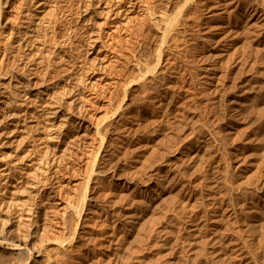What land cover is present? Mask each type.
Returning a JSON list of instances; mask_svg holds the SVG:
<instances>
[{"label": "rangeland", "instance_id": "1", "mask_svg": "<svg viewBox=\"0 0 264 264\" xmlns=\"http://www.w3.org/2000/svg\"><path fill=\"white\" fill-rule=\"evenodd\" d=\"M62 1V2H61ZM65 2V0H60V4L59 5H61V9L60 8H57V11L56 12H58V10H59V12L56 14L57 16V18L56 17H53V23L55 24L54 26H56L55 28H56V30H57V28L59 27L58 26V24H56V22H59L60 21V23L62 22L63 24H62V26H63V29L67 32V27H68V32H69V34H71L72 35V32H73V34L75 35H72L73 37H78L79 35L77 34L78 33V30H80L81 29V31L80 32H82V28H80L81 26H82V22L84 21V16H86L87 15V13L85 12V10H83V9H87V7L85 8V6L87 5V3L86 4H84L87 0H66V2ZM69 1V2H68ZM84 1V2H83ZM186 1L188 2V3H186ZM201 0H190V1H188V0H145L144 2H143V0H142V6L144 7V8H146L144 11H146V14H145V12H143V14H145L146 16L143 18L147 23H145V21H144V23H145V27H144V29L142 28L141 29V25H139L138 26V20H140V18L139 17H137V16H135V15H138L139 16V14L137 13H134L133 15H131L132 17H133V19L131 18V22L129 23V26H128V29H130L131 27H132V29H130V30H128V31H126L125 29H124V26H125V23L128 21L127 19L125 20V21H122L121 22V24L124 22V26H123V24L121 25L120 24V26H119V31H117V28H115V26L113 25V26H110L111 25V23H113V22H111L112 21V18H110L109 20H107V18L105 19V16H107L108 15V13L104 10V5H106V4H103L102 5V3H100V4H96L95 3V6L96 7H94V11H96L97 12V15L95 14V15H93V19L91 20V21H89L94 27H95V23H98V26H97V24H96V27H95V29H97L96 31H98L99 30V28H100V24H101V26H103V24H104V26L105 27H101L102 28V30L104 31H102V32H100V34H101V36L103 35V37H100L99 38V40L98 41H96V43H95V48L93 49V50H91L90 51V53L89 52H87V50L84 48V55H77L76 56V53H73L74 54V60H76V64L75 65H73V66H75L74 67V70H75V72H76V70H80V71H82V68L83 69H85L86 67H87V65H88V69L90 70V71H88L85 75L88 77H86L85 76V78H87V79H84V81L85 80H88L87 82H85V83H83V84H85V85H82V84H80V85H78V83L77 82H75V80L74 79H72L73 81H74V83H73V81L71 80V78L70 79H68L67 81H66V83L65 82H62V83H64V85H65V87H67V90H66V88L64 89L63 88V90H64V92L66 91L67 93H69L68 95H67V93H64V97L65 98H63V97H59V102H61V100H62V103H60V104H62V106H61V109H60V112H59V118H57V119H55V123L54 122H51L52 121V119L50 120V117L48 116V118L45 116V118H43L44 116H35V117H37V118H35V117H32V118H29V120H27L24 124L25 125H22V126H20L19 127V131L17 130V131H15V132H13L12 134H9L8 135V133H10V131H7L6 129H3L1 126H0V128H2V129H0V138H1V140H2V143L4 142V145H3V153H5V154H3L4 156H5V161L4 160H2V161H0V164L1 165H4L5 164V162H6V160H7V162H9L10 163V161H12V160H14L13 162H15V159L16 158H18V156H20V154L22 153V147L24 146V148L26 147V148H29L30 147V149H32L31 147H33L34 149H32V151L34 152L33 154V156H31L30 157V159L29 160H27L26 161V164L25 165H23L24 163H25V161H24V163L22 164L21 162H19L22 166H20L19 164H18V168L16 169V174H15V176H13L12 175V177L10 176V177H5V174H0V200H5V201H7L6 203H9V202H13V206H14V209L12 210V211H10V213L9 212H2V211H0V240L1 241H4L5 243H0V264H16V263H18V259L20 258V252H21V249H20V245H27L31 250H33L34 252H35V264H55L54 262H55V256L58 254L57 253V250H55V249H57L58 248V244H60V243H58V242H62V239H63V241H64V239H65V243H64V245L63 244H61V247L62 246H65V247H67V248H65L64 249V247L62 248V251L64 250V256H61V259H63V264H104V263H106L107 261H109V260H107V259H110V261L109 262H107L106 264H115V263H117V264H124V262L123 261H128L126 264H131L132 262L134 263V264H136L138 261H139V259L142 257V256H147L148 258H147V260H149L150 259V256H151V260H149V261H147L148 263H145V264H156V263H160V261L164 258V257H162L161 255H159V253H160V251H161V245L163 246V243H165L166 241H167V238H168V241L170 240L169 238H171V240L168 242H166L167 244L169 243V245H172L171 243H173V242H175V239H174V237L176 238L177 236H176V234L178 235V236H180V237H177L176 238V242L179 240V238L180 239H182V240H180V241H178V242H187V241H189L188 243H183V244H185L186 245V247L189 245L190 246V244L192 243V242H190V241H192V238H190L189 237V231H190V229H189V227H191L190 225H189V223H188V221L190 220V219H188L187 217H189V215L187 216L186 214H185V216H184V213H182V215L181 214H179L180 216H178L177 215V218L178 217H180V218H178V220L176 221V224H175V226H173L175 229H173V227H172V232H174L175 231V234L174 233H172L171 232V234L169 233V232H166L165 234H164V232H155V231H150L151 233H148V237H150L149 239H150V245L152 244V246H150L149 247V245H147V243H145V244H143L142 245V249L139 247V250L141 251V252H139L137 255H135L139 250H138V247H137V251H135L136 250V247H131V246H133V241H134V246H136V241H135V238L133 237V235H129L128 234V229H129V223L128 222H126L127 221V218H128V214H127V212H128V210H129V212L128 213H131V211L132 212H136L137 210L139 211V209H140V212L142 211L143 212V210H142V208H138V203H139V201H141L142 199H140V198H143V200L145 199V197H154L155 198V202L157 203L163 196H164V194L170 189V183H168V181H164V180H162V182H164V183H162V182H160L161 184H166V186L168 187H166V186H163V185H161V184H159V185H161V186H157V179L155 180L154 179V177H153V179H150L151 181L149 182V178H148V175L149 174H151V173H156L158 170H156L155 168L157 167L156 165H155V167H154V169H153V171L151 172V170L152 169H147L148 167H147V165L145 164V163H147V157H149L148 158V161L150 160V158L151 159H156V157H157V150L155 149V148H151L150 149V151H149V154H148V151H147V154H146V149H144V148H146V146H144V145H146V136H147V131L149 132H155L157 129H158V127L159 126H161V125H163V122H166V123H164V124H166V126L168 127V128H171V130L170 129H168L167 128V130H168V134L167 135H169V134H172L173 133V136H175L176 137V139H175V137H173L172 138V140H176V141H173V144H175V145H173L172 144V150H173V152L175 153V151H176V153L177 152H181V151H184L185 150V148L187 147V146H192L191 148L189 147V148H186V151H185V153L186 154H188V155H191L190 156V158L188 159V161L191 159V157H193L194 155L193 154H195V156L192 158V161L190 162H188L190 165H191V163H192V165L193 166H197V168L199 169V171H201V170H203V173H201V175H200V173H198L197 175H198V177H197V175H193V176H191L190 175V179H188L187 178V185L185 184V187H183V190H182V192L180 191V194H179V196H180V198L181 199H183V201L184 200H188V201H184V203L186 204L187 203V212H189V210H190V214H192L193 216H194V214H195V219L196 220H200V217L201 218H203L202 217V214L204 213V211H205V213H204V215H205V219L207 220H205V222H206V224H208V226L210 227V225H211V227H210V230H211V228H213L214 227V230H211V232L209 231V235L211 236L213 233V235L211 236V237H213V236H215V235H218L219 233L221 234V231H222V229H223V231H224V229L226 228L225 226H227L226 225V222L228 223L229 222V224L231 223V221L234 223V225L235 224H237V225H230L228 228H231V229H233V230H236L238 227H239V229H237V231H239V230H241V231H239L238 233H241L242 235L243 234H245L244 235V237L246 238V235H247V238L248 239H250L249 238V236H250V230H248L247 231V229H250V225L248 224V222H247V220L245 221V219L244 218H235L234 216H228V212L227 211H223V210H225V207H226V205H228V203L230 202L231 204H232V206H234V205H236L237 206V204H238V206H239V203L241 202V201H243V199H244V202H245V204L247 205V202L248 203H250L249 201H251L252 199H254V197H257V193H260V192H262L263 191V189L262 190H258L257 188H258V186H259V182H260V184L262 185V183H264L263 181H264V174H259V175H261V176H259V175H256V174H258L257 172H263L264 173V164L263 165H260V164H262V163H264V25L261 27V31L263 30V35H261L260 36V42H257L256 44H258V45H256L255 44V47H256V49L255 50H257V53L255 54V56H253L252 58H253V67L254 68H258L257 70L258 71H255L254 70V68L253 67H251V66H249V67H243L244 65L243 64H240L241 66H240V68H239V71H237L238 70V67H239V65L237 64L238 62H234V59L231 61V62H229L228 64H225L226 65V67H225V65H224V67L222 68L223 69V73L224 74H226L227 75V77H228V79H226V81H225V79L222 81V82H225V83H222V87L226 90V85H227V87H229V90H228V88H227V90H228V93L227 94H232L230 97H229V99L230 100H228L227 98L226 99H223V101L225 100V102H223L222 101V99L220 98L221 96H220V93L219 92H217L216 90V92H214V89H212L213 91H211V92H213V93H211L210 92V94L208 93V95H207V93L205 94L204 93V91L202 92V95H201V91L203 90V88H204V86H203V79L201 80H199V79H197V80H199V81H196V82H192V84L191 83H188L187 82V80H189L190 78H192V74H191V72L192 71H194V72H192L193 73V76H194V74H195V69L194 68H196V66H197V64L199 65L200 63H201V55H200V53L198 52V50L197 49H199L200 47V45H202V39L205 37V35H207V32H208V30L206 31V29L208 28V27H210L212 24H214V22L216 21V17H215V15H214V11L213 10H210V9H206V7L202 4V2H200ZM202 1H204V0H202ZM206 1H208L209 2V0H206ZM210 1H212V0H210ZM214 1V0H213ZM243 1V2H242ZM237 0L236 1V4L237 3H243L242 4V8H245V6L246 7H251L252 5H254V6H259V7H261L262 9L264 8V0H250L251 2H253V4L249 1V0ZM254 1L256 2V4L254 3ZM73 2H74V4H73ZM88 2V1H87ZM192 2V3H191ZM194 2V3H193ZM199 2V3H198ZM40 3H42V1L41 2H38V6H37V3L34 1L33 3H32V7L31 8H34L33 6H35L36 5V7L38 8V9H40V7H42V9L43 10H45L46 12L47 11H49V9L47 8L49 5H53L52 3L51 4H48V3H46L47 5H44V6H39V4ZM64 3V4H63ZM75 3H77L78 4V6H76V4ZM144 3L147 5L146 7H145V5H144ZM196 3V4H195ZM198 3V4H197ZM246 3H247V5H246ZM249 3V4H248ZM251 3V4H250ZM258 3V4H257ZM56 4L58 5V2H56ZM65 4H66V6H65ZM71 4V5H70ZM83 4V5H82ZM59 5H58V7H59ZM62 5H64L65 7H63ZM70 5V6H69ZM73 5H75V6H73ZM85 5V6H84ZM192 5V6H191ZM195 7H199V9L198 8H195ZM199 5V6H198ZM202 7H201V6ZM27 6H29V5H27ZM46 6V7H45ZM104 6V7H103ZM68 7H70V8H68ZM80 7V8H79ZM148 7V8H147ZM157 7V8H156ZM180 7H184V8H182L181 10L180 9H178V8H180ZM189 7V8H188ZM193 7H194V9H193ZM204 7V8H203ZM11 8V7H10ZM49 8H50V6H49ZM63 8V9H62ZM68 8V9H67ZM74 8V9H73ZM76 8H78V9H76ZM48 9V10H47ZM67 9V10H66ZM81 9V10H80ZM103 9V10H102ZM148 9V10H147ZM152 9V13L149 11V10H151ZM178 9V10H177ZM198 9V10H197ZM204 9V10H203ZM61 10V11H60ZM62 10H64V11H66V13H67V16H65L66 15V13L64 12V11H62ZM76 10V11H75ZM77 10H78V12H77ZM80 10V11H79ZM100 10V11H99ZM155 11V13H154V11ZM158 10V11H157ZM195 10V11H194ZM69 11H71L70 13L71 14H69L68 12ZM82 11V12H81ZM104 11V12H103ZM148 11V12H147ZM164 11H166V12H164ZM180 11V12H179ZM194 11V12H193ZM197 11H200V13L199 12H197ZM205 11H208V12H205ZM213 11V12H212ZM12 12H13V10H12ZM11 12V13H12ZM46 12H44L43 14H45ZM89 12H90V10H89ZM100 12L102 13V14H100ZM106 12V13H105ZM163 12L165 13V14H163ZM202 12H204V13H202ZM48 13V12H47ZM61 13V14H60ZM62 13H65V14H62ZM85 13V14H84ZM149 13V14H148ZM153 13H154V15H153ZM74 14V15H73ZM75 14H77V16L75 15ZM98 14H99V17H98ZM105 14V15H104ZM156 14V15H155ZM168 14V15H167ZM209 16H208V15ZM64 17H63V16ZM72 15V16H71ZM81 15V16H80ZM100 15L101 16H103V17H100ZM147 15H149V16H147ZM151 15V16H150ZM152 15L154 16L153 17V19L154 20H158V21H154V23H153V19L151 18L152 17ZM161 15V16H160ZM162 15H165L166 17L163 19V17H162ZM176 15H179V17L178 16H176ZM212 15H213V17H212ZM12 16H13V14H12ZM60 16H61V18H60ZM69 16H71V17H73V18H76L75 20L73 19V18H71V17H69ZM95 16V17H94ZM168 16H170V18L168 17ZM210 16H211V18H210ZM66 17H67V19H66ZM80 17V18H79ZM82 17V18H81ZM97 17V18H96ZM155 17H156V19H155ZM160 17V18H159ZM175 17H177V18H175ZM195 17V18H194ZM205 17V18H204ZM55 18V19H54ZM59 18V19H58ZM63 18V19H62ZM69 18V19H68ZM70 18L72 19L71 21H70ZM78 18L80 19V20H78ZM86 18H90V15H88V16H86ZM161 18H162V21L163 22H161ZM168 18V19H167ZM178 18H179V20H178ZM197 18V19H196ZM208 20H207V19ZM66 19V20H65ZM83 19V20H82ZM97 19V20H96ZM148 21H147V20ZM166 19V21H164ZM170 19V20H169ZM175 19H177V20H175ZM195 19V20H194ZM206 19V20H205ZM214 19V20H213ZM16 20H18V21H20L19 19H17V18H15L14 20H13V22L14 21H16ZM56 20V21H55ZM64 20H65V23H64ZM96 20V21H95ZM99 20V21H98ZM102 20H104L103 22H102ZM176 21V23H175V21H174V23L172 22V21ZM55 21V22H54ZM67 21V22H66ZM82 21V22H81ZM93 21V22H92ZM100 21H101V23H100ZM106 21H107V23H106ZM169 21H171L170 22V24H169ZM205 21V22H204ZM206 21H209L208 23L206 22ZM234 21H236V20H234ZM17 22V21H16ZM16 22H14V23H16ZM71 22V23H70ZM79 22H81V24H79ZM85 22V21H84ZM109 22V23H108ZM155 22H157V23H155ZM161 24H160V23ZM167 22H168V24H167ZM203 22V23H202ZM211 22V23H210ZM213 22V23H212ZM53 23H52V25H51V29L48 31V33H49V36L51 35V38H48V43H50L49 41H52V42H54V44H52V42L50 43L53 47H51L50 46V44H46L49 48H47V54L49 55V56H47V58H51L52 56H54L53 55V51L55 50L54 48H55V43H56V36H54L55 34H54V30L52 31V33L50 32L52 29H54V26H53ZM70 25H69V24ZM72 23H74V24H72ZM75 23H76V25H75ZM86 23V22H85ZM163 23V24H162ZM164 23H166V25H168V27H170V31H168V30H166L165 31V28H167L166 27V25L164 24ZM171 23H173V24H171ZM205 23V24H204ZM244 23H246V22H244ZM243 23V24H244ZM108 24V25H107ZM110 24V25H109ZM147 24V25H146ZM175 24V25H174ZM201 24H203L202 25V27H201ZM66 25V26H65ZM135 25V26H134ZM155 25H156V27H155ZM161 25V26H160ZM163 25H165L164 26V28H162V26ZM174 25V29H173V26ZM205 25V26H204ZM208 25H210V26H208ZM245 25V24H244ZM80 26V27H79ZM123 27V28H120V27ZM136 26L137 27H139L138 29H141L140 30V32H139V30H137V28H136ZM196 26V27H195ZM199 26V27H198ZM53 27V28H52ZM64 27H66V28H64ZM77 27H78V30H76L75 31V29H77ZM159 27H161V29H158ZM70 28H72V30L70 29ZM75 28V29H74ZM80 28V29H79ZM110 28V29H109ZM112 28V29H111ZM189 28V29H188ZM201 28V29H200ZM263 28V29H262ZM59 29V28H58ZM70 29V30H69ZM114 29H116L115 31H114ZM122 29H123V31H122ZM194 29V30H193ZM105 30H107V31H105ZM113 30V31H112ZM160 30V31H159ZM172 30V31H171ZM175 30H178V31H176L175 33H174V31ZM197 30H199V31H197ZM202 30V31H201ZM205 30V31H204ZM117 31V32H116ZM164 31L166 32V34L167 33H169V35H168V37L167 36H165V33H164ZM199 32V33H196V32ZM67 32V33H68ZM76 32V33H75ZM108 32H109V34H108ZM114 32H116V33H113ZM122 32V33H121ZM134 32H139V34L138 33H136V34H134ZM144 32V33H143ZM161 32V33H160ZM178 32H180V33H178ZM191 32H193V34L194 35H192V33ZM205 33V34H202V33ZM51 33V34H50ZM99 32H97V34H98ZM105 33V34H104ZM112 33V34H111ZM142 33H143V35L145 36V37H143L142 36ZM162 33H164V34H162ZM201 33V34H200ZM96 34V35H97ZM134 36H133V35ZM159 34H161V36H159ZM78 35V36H77ZM112 35V36H111ZM139 35V36H138ZM199 35V36H198ZM203 36V38H202V36ZM48 36V37H49ZM54 36V37H53ZM126 36H127V38H126ZM162 36H163V38H162ZM197 36V37H196ZM201 36V38H199ZM53 37V38H52ZM130 37L133 39V41L134 42H132V39H130ZM136 37V38H135ZM137 37H142L141 39L143 40H141L140 38H137ZM161 37V38H160ZM166 37V38H165ZM55 38V39H54ZM134 38H135V40H134ZM193 38H196L197 40H195V39H193ZM199 38V39H198ZM52 39V40H51ZM78 38H76V40H77ZM104 40L103 42L104 43H102L101 41L102 40ZM127 39V40H126ZM138 39V40H137ZM145 39V40H144ZM161 39H162V41H161ZM163 39H166V41L165 40H163ZM190 39V40H189ZM75 40V41H76ZM195 40V41H194ZM200 40V41H199ZM128 41V43H126ZM142 41V42H141ZM163 41H165V42H163ZM194 41V42H193ZM197 41L199 42V43H197ZM129 42H131V43H129ZM137 42H141L140 44L139 43H137ZM146 42V43H145ZM160 42H163V44L162 45H160V46H163V45H165V46H163V47H160L159 46V44H160ZM193 42V43H192ZM196 42V43H195ZM101 43H102V45H101ZM134 44V45H133ZM136 44V45H135ZM145 44H146V47H144L145 46ZM193 44V45H192ZM200 44V45H199ZM190 45L192 46V47H190ZM198 45V46H197ZM101 46V47H100ZM142 46V47H141ZM168 46V48H166ZM188 46L190 47V48H188ZM198 47V48H194L195 50H197V51H195L194 49H193V47ZM262 46V47H261ZM118 47V48H117ZM128 47H130V48H128ZM136 47H138V48H140L141 50H139L138 48V52H135V51H133V50H137V49H134V48ZM144 47V48H143ZM259 47L261 48L260 50H259ZM51 48V49H50ZM132 48V49H131ZM113 49H114V51H113ZM116 49V50H115ZM117 49H118V51L121 53V51L120 50H122V56L120 55V53H119V56H120V58H119V60H118V62L117 63H115V61L114 60H112V59H114V54H115V51H117ZM120 49V50H119ZM128 49V50H127ZM129 49H131V51L129 50ZM147 49V50H146ZM162 49V50H161ZM193 49V50H192ZM48 50H50V52H51V54L52 55H50V52L48 51ZM51 50H53V51H51ZM97 51L96 53H94V51ZM98 50H99V52H98ZM146 50V51H145ZM164 50V51H163ZM188 50V51H187ZM189 50H190V52L193 54V55H191V53L189 52ZM263 50V51H262ZM156 51L159 53L160 51L161 52H163L162 53V56H161V62H160V65H159V67L152 73V74H150V76H149V78L150 79H152L156 74L155 73H159V75L157 74V76H159L158 78H160L161 79V81H162V83H161V81H159V83L160 84H156L157 86H156V88H155V85L152 87V88H155L156 90H154V89H152L151 88V92H156V94H155V92L153 93V95L152 96H149V98H151V99H148L147 101H144L143 99H145L146 100V97H145V95H144V98L143 99H141L140 97L141 96H139V94L141 93V92H139V90H140V86H138L137 84H131V86H130V81L129 80H131V79H127V76H128V78L130 77V71H132V69L134 70V68H136L135 66H136V62H137V59H138V56L140 55V53L141 52H145V58H146V61L148 60V62L150 61V59L152 58V59H154L155 60V58L156 57H158L157 55H158V53H156ZM259 51V52H258ZM86 52L88 53V54H86ZM125 52H127V53H125ZM135 52V53H134ZM190 54H189V53ZM194 52V53H193ZM81 53V54H82ZM125 53V54H124ZM129 53V54H128ZM137 53V54H136ZM198 55H197V54ZM72 54V55H73ZM128 54V55H127ZM195 54H196V56H195ZM244 54V53H243ZM257 54H259V55H257ZM87 57H86V56ZM126 55L127 56H129V61H130V59L132 60V61H130L131 63H129L128 62V64L129 65H127V63L125 62V58H126ZM135 55V56H134ZM240 55H242V54H238L236 57L238 58V57H241ZM262 55V56H261ZM46 56V55H45ZM75 56L76 57H78V58H76L75 59ZM123 56H125V58L123 57ZM156 56V57H155ZM190 56V57H189ZM194 56V57H193ZM84 57V58H83ZM188 57L189 59L190 58H193V59H186V58ZM258 57V58H257ZM262 58V59H260V58ZM79 58H81V59H79ZM87 58V59H86ZM134 58L136 59V61L134 60ZM184 58V62H186V61H188L187 63H184L183 61H182V59ZM194 58H197V59H195L194 60ZM256 58V59H255ZM78 59V60H77ZM86 59V60H85ZM151 59V60H152ZM157 59V58H156ZM239 59V58H238ZM258 59H260V60H258ZM83 60V61H82ZM88 60V61H87ZM133 60L135 61V63L133 62ZM194 60V61H193ZM254 60H256L255 61V63H254ZM85 61V62H84ZM88 62V64H87V62ZM153 61V60H152ZM196 61H197V63H196ZM260 61V62H259ZM95 62V63H94ZM113 62H114V64H113ZM180 62V63H179ZM190 62H195L192 66L191 65H189V63ZM199 62V63H198ZM258 62H259V64H258ZM78 63H80V66H79V64ZM84 63L86 64V66L84 65ZM90 63V64H89ZM236 63V64H235ZM91 64H93L92 66H91ZM184 64L186 65V66H184ZM190 64H192V63H190ZM234 64V65H233ZM255 64V65H254ZM258 64V65H257ZM72 65V64H71ZM85 66V67H83V66ZM133 65H135V66H133ZM182 65V66H181ZM195 65V66H194ZM233 65V67H231ZM236 65V66H235ZM77 66V67H76ZM94 66H95V68H94ZM116 67L117 66V68H116V71H115V68L114 67ZM188 66V67H187ZM229 66V67H228ZM79 67H80V69H79ZM132 67V68H131ZM182 67L183 68V70H181L180 68ZM190 67H191V69H190ZM228 67V68H227ZM236 67V68H235ZM241 67H242V69H241ZM78 68V69H77ZM90 68H92V69H90ZM251 68V69H250ZM95 69V70H94ZM112 69V70H111ZM114 69V70H113ZM159 69V70H158ZM186 69V70H185ZM190 71H189V70ZM225 69H230L229 70V73H228V70H225ZM237 69V70H236ZM243 69H244V72H243ZM248 69H250V70H248ZM177 70V71H176ZM181 70V71H180ZM242 70V71H241ZM247 70V71H246ZM253 70H254V72H253ZM110 71H114L113 73L111 72V74H110ZM126 71L128 72L127 74H126ZM158 71V72H157ZM174 71V72H173ZM180 71V72H179ZM182 71H183V73H182ZM225 71H227L226 73H225ZM252 71V72H251ZM119 72V74H117ZM172 72V73H171ZM189 72V73H188ZM233 72V73H232ZM238 73V74H235V73ZM243 72V74L241 75V73ZM76 73H78V74H76L77 76H79V72H76ZM125 73V74H124ZM185 73V75H183ZM245 73V74H244ZM249 73V74H248ZM255 73H258V74H255ZM115 74H117V76L115 75ZM153 74H155L154 76H153ZM174 75V78H173V75ZM180 74V75H179ZM183 76H182V75ZM232 74V75H231ZM235 74V75H234ZM240 74V75H239ZM247 74V75H246ZM114 75V76H113ZM125 75H127V76H125ZM172 75V76H171ZM177 75H179V76H177ZM189 75V76H188ZM231 75V76H230ZM237 75H239V78L237 77ZM244 75V76H243ZM253 75V76H252ZM35 76H37V75H35ZM113 76V77H112ZM116 76V77H115ZM153 76V77H152ZM171 76V77H170ZM182 76V77H181ZM188 76V77H187ZM232 76H236V77H232ZM241 76H243L242 77V79L244 78V82L243 83H241L240 82V77ZM260 78H259V77ZM120 77V78H119ZM125 77H126V79H125ZM161 77H163V79L161 78ZM247 77V78H246ZM249 77H252L251 79L249 78ZM47 78H49V79H47ZM77 78H80V77H77ZM165 78L167 79V81H165ZM179 78V79H178ZM181 78V79H180ZM185 80H184V79ZM235 78H236V81H235ZM257 78H259L258 80H257ZM45 80H42L41 82H43V83H45V84H41V86H39V88H44L45 90H47L48 92H49V88L53 85V86H55V85H58L59 83L56 81V79H54V77H53V79H52V77L49 75V77L47 76L46 78H44ZM110 79H111V81H110ZM118 79V80H117ZM120 79V80H119ZM124 80V82H127V83H129L128 85H127V83H122L123 82V80ZM183 79V80H182ZM187 79V80H186ZM238 79V80H237ZM77 80V79H76ZM120 81L121 83H119V85H118V83L115 81V83L113 84V83H111V84H109L110 82H112V81ZM122 80V81H121ZM126 80V81H125ZM173 80H174V83H172L173 82ZM256 82H255V81ZM50 83H49V82ZM54 81H55V84H54ZM71 81V82H70ZM78 81V80H77ZM165 81V83H163ZM178 81V82H177ZM183 81H184V84L182 85V83H183ZM49 84H48V83ZM69 82V84H67ZM109 82V83H108ZM169 82V83H168ZM186 82V83H185ZM198 82H201V83H198ZM227 82V83H226ZM233 82V83H232ZM178 83V84H177ZM246 83V84H245ZM248 83V84H247ZM257 83V84H256ZM71 84H73V85H71ZM75 84H77V85H75ZM115 84H117V85H115ZM125 84H126V86H125ZM162 84V85H161ZM164 84V85H163ZM166 84H168V85H170L169 87L166 85ZM172 84H174V85H172ZM189 84H190V88H191V90L190 89H186L185 87H188L189 86ZM194 84V85H193ZM196 84V85H195ZM228 84H230V85H228ZM232 84V85H231ZM242 84H244L245 85V87H242V86H244V85H242ZM251 84V85H250ZM253 84H255V85H253ZM64 85H62L61 84V87H63ZM68 85V86H67ZM84 86V87H82V86ZM110 85V86H109ZM159 85V86H158ZM179 85H182V86H184V87H181V86H179ZM191 85H193V86H195V87H191ZM73 86H77V88H74L73 90H75L76 91V93H75V91H73L72 90V88H73ZM115 86V87H114ZM117 86V87H116ZM122 86H125V87H122ZM137 86V87H136ZM176 86V89L174 88ZM177 86L179 87V88H177ZM232 86L234 87V92H236V95H234L235 93L233 92V89H232ZM238 88H237V87ZM242 88H241V87ZM255 87V91L254 92H256V93H254L253 92V90H254V88H251V87ZM46 87V88H45ZM48 87V88H47ZM69 87H72V88H69ZM111 87V88H110ZM128 87V88H127ZM129 87H130V89H129ZM132 87H133V89H132ZM134 87H136L137 89H136V91H135V88ZM159 87L161 88V89H159ZM201 89H200V88ZM246 87H248V89L246 88ZM85 89V90H83L82 91V89ZM113 88V91L111 90ZM125 88V89H124ZM163 88V89H162ZM170 88V89H169ZM180 88H182V89H180ZM185 88V89H184ZM231 88V89H230ZM70 89V91H68ZM77 89V90H76ZM119 89V90H118ZM130 91H129V90ZM168 89V90H167ZM175 89V91H173V90ZM178 89H180V93L178 92L179 90ZM184 89V90H183ZM192 89H196V92L195 93H197V94H195L194 93V90L192 91ZM223 89V90H224ZM235 89H237V90H235ZM244 89H245V91L247 92V94L244 92ZM250 89V90H249ZM251 89H253V90H251ZM80 90V91H79ZM116 90H118L117 92H116ZM128 90V91H127ZM136 94H134L132 91ZM165 90V92L163 93L162 91H164ZM183 90V91H182ZM188 90V91H190V92H186V91ZM197 90H199V92L197 91ZM224 90V91H225ZM226 90V91H227ZM231 90V91H230ZM240 90V91H239ZM78 91V92H77ZM113 92V94H112V92ZM123 91H126V92H124L123 93ZM141 91V90H140ZM158 91H160L159 93H158ZM170 91V92H169ZM239 91V92H238ZM249 91H250V93H249ZM73 92V93H72ZM82 92V93H81ZM129 92V93H128ZM166 92H168V93H166ZM176 93V94H174V93ZM178 92V93H177ZM184 92V93H183ZM187 94H186V93ZM194 94H192V93ZM230 92V93H229ZM232 92V93H231ZM240 92L242 93V92H244L245 94H241L240 95ZM70 93H72V94H70ZM79 93V94H78ZM115 93H116V96H115ZM131 93V94H130ZM137 93H139L138 95H137ZM173 93V94H172ZM182 93V94H181ZM217 95H216V94ZM74 94V95H73ZM76 94V95H75ZM80 94H82V95H80ZM129 94V95H128ZM162 94V95H161ZM164 94V95H163ZM166 94H168V95H166ZM172 94V95H171ZM178 94V95H177ZM186 94V95H185ZM188 94H190V96L188 95ZM199 94V95H198ZM78 95V96H77ZM132 95H133V98H132ZM159 95H161V96H159ZM167 97H166V96ZM175 96V97H172L171 99H174V100H169L170 99V96ZM185 95V96H184ZM188 95V96H187ZM197 95V96H196ZM213 97V99H211L212 97ZM77 98H76V97ZM81 96H83V97H81ZM126 96H128V97H126ZM154 96H156V97H154ZM169 96V97H168ZM194 96V97H193ZM202 96V97H201ZM210 98H209V97ZM217 96V97H216ZM247 96V97H246ZM75 97V98H74ZM81 97V98H80ZM123 97H125L124 99H123ZM130 97V98H129ZM179 97V98H178ZM180 97H182V98H180ZM186 97V98H185ZM187 97H189L190 99L193 97L194 99H189V98H187ZM201 98V100H200V98ZM243 97V98H242ZM45 99V101H46V99L48 98V96H45L44 97ZM64 100H63V99ZM123 99V102L121 103V101H122V99ZM136 98V99H135ZM139 98V99H138ZM159 98H161V99H159ZM163 98V99H162ZM166 98H168V99H166ZM196 98V99H195ZM198 98V99H197ZM240 98V99H239ZM121 101H120V100ZM143 100V102L141 101V100ZM165 99V100H164ZM181 99V100H180ZM184 99L185 100H190L189 102L192 104H196L197 105V103H198V105H197V107H198V109H195L194 107H195V104L193 105H191L188 101H186V103H184L185 101H184ZM203 99V100H202ZM209 99H211V103H212V101H213V105L212 104H210V100ZM220 101H219V100ZM236 99V100H235ZM242 99V100H241ZM51 100V97L49 98V100L48 101H50ZM65 100H66V102H65ZM71 100H73V101H71ZM179 102H178V101ZM195 100V101H194ZM209 100V101H208ZM214 100H217L216 102L214 101ZM232 100V101H231ZM238 100V101H237ZM142 103H141V102ZM161 101H165L166 102V104H165V102H164V104H160V102ZM171 101V102H170ZM192 101V102H191ZM204 101L206 102V103H204ZM221 101L223 102L222 104H219V103H221ZM239 101H241V102H239ZM243 101V102H242ZM40 102H44L43 100L42 101H37V103H35V104H33V105H35L34 107L36 108L39 104H40ZM145 102V103H144ZM152 102V103H151ZM169 102H170V105H169ZM173 102V103H172ZM229 102V103H228ZM230 102H232L231 104H230ZM236 102V103H235ZM65 103V105H63ZM72 103V104H71ZM121 103V104H120ZM124 103V104H123ZM144 103V104H143ZM147 103H151V104H149V106H148V104ZM168 103V104H167ZM172 103V104H171ZM182 103V104H181ZM183 103H184V106H183ZM202 103H204L205 105H203ZM218 103V104H217ZM234 103H235V106H234ZM245 103V104H244ZM37 104V105H36ZM122 104H123V106H122ZM160 104V105H159ZM174 104V105H173ZM182 105V107H181V105ZM200 104V105H199ZM223 104H224V106H225V109H224V107H223ZM226 104V105H225ZM227 104H228V107H227ZM242 104H243V106H242ZM77 105V106H76ZM80 105H82V107H84L85 109H83L82 110V114H81V116H80V118L81 117H83L84 115L87 117H83L84 119H82L83 120V124H85L86 126H84V127H90V128H87V129H85V128H80V127H77V124H73V125H67V127L65 126V128H59V126L60 125H58L59 124V122H58V120L60 121L61 120V116H64V118H65V116H69L70 117V114L72 115V113H74L75 114V117L73 118L74 120H80V118L78 117V116H76V115H78V109L79 108H76V107H80ZM84 105V106H83ZM119 105H121V107L119 106ZM158 105H159V107H158ZM166 105H168L169 107H167ZM178 105H180V106H178ZM185 105H187L186 107H185ZM207 105H209L208 107H207ZM215 105V106H214ZM220 105H222V107L220 106ZM241 105V106H240ZM118 106H119V108H121L120 110H126V112L125 111H120L119 109H118ZM126 106H127V109H126ZM162 106V107H161ZM178 106V107H177ZM189 106V107H188ZM200 106H201V108H200ZM212 106H214V107H212ZM219 106V108H217V109H215L216 107H218ZM238 106H239V108H238ZM67 107V108H66ZM123 107H125V108H123ZM147 107H149V108H147ZM158 107V108H157ZM161 107V108H160ZM165 107H166V109H167V112H166V109H165ZM183 107H184V109H183ZM189 109H188V108ZM191 107V108H190ZM204 107V108H203ZM207 107V108H206ZM210 107L211 108H213L212 110L210 109ZM229 107H230V110H229ZM237 107V111H235V110H233V109H231V108H236ZM66 108V109H65ZM77 110H76V109ZM147 108V109H146ZM153 108H157V109H160V110H157V109H153ZM169 108V109H168ZM174 108V109H173ZM181 110H180V109ZM185 108H187L186 110H185ZM222 108V109H221ZM242 108V109H241ZM42 108H40V109H38L39 110V114H42V113H44L43 111L44 110H46L45 108L44 109H42ZM70 109H71V111H70ZM182 109H183V111H182ZM191 109V110H190ZM192 109H193V111H192ZM201 109V110H200ZM204 109H205V111L207 110V109H210L211 111L209 112V110H207V112H205L204 113ZM224 109V111H225V114H224V112L222 111ZM239 109V110H238ZM241 109V110H240ZM148 110V111H147ZM170 110V111H169ZM173 110V111H172ZM180 110V112L178 113V111ZM184 110H185V112H184ZM190 110V111H189ZM195 110L197 111V113L198 114H200V115H197V113L195 112ZM203 110V111H202ZM216 110V111H215ZM218 110V111H217ZM244 112H243V111ZM64 111V112H63ZM86 111V112H85ZM116 111V112H115ZM117 111H119V112H117ZM151 111H153V112H151ZM177 111V112H176ZM181 111H182V113H181ZM199 111H201V112H199ZM214 111V112H213ZM219 111H221L220 113H219ZM235 111V112H234ZM239 111V112H238ZM69 112V113H68ZM121 112H122V115H121ZM123 112H125V114H124V116H123ZM168 112H170V113H168ZM174 112L176 113L175 114V116H173L174 115ZM188 112H189V114H188ZM193 112V115L191 114ZM209 112V113H208ZM218 112V113H217ZM223 112V113H222ZM236 112H238V113H240V114H237ZM66 115H65V114ZM119 115H118V114ZM153 113V114H152ZM166 113H167V115H166ZM181 113V114H180ZM183 113H185L187 116H185L184 115V117H182V115H183ZM196 113V114H195ZM201 113L203 114H206V116L203 114V115H201ZM216 113H217V115H216ZM222 113V114H221ZM229 113V114H228ZM242 113V114H241ZM64 114V115H63ZM87 114V115H86ZM128 114V117L126 116ZM164 114V115H163ZM169 114H171L172 115V117L171 116H169ZM179 116H178V115ZM209 114V115H208ZM211 114V115H210ZM229 115V119H228V115ZM231 114H233V115H231ZM234 114H236V115H234ZM145 115V116H144ZM148 115V116H147ZM151 115V116H150ZM194 116V117H192V116ZM197 115V116H196ZM208 115V116H207ZM213 115H216L215 117L213 116ZM219 115V116H218ZM221 115V116H220ZM223 115V116H222ZM238 115V117H236ZM241 115V116H240ZM57 116V117H58ZM88 116H90V117H88ZM148 118H147V117ZM153 116V117H152ZM161 116V117H160ZM169 116V117H168ZM178 117V118H180V119H183L184 118V122H183V124L182 125H184V129H182L183 128V126L181 125V126H176V127H174L173 125L174 124H176V122L174 121L175 119L176 120H178V118H175V117ZM193 118H191V117ZM199 116V117H198ZM203 116V117H202ZM218 116V117H217ZM225 116V117H224ZM231 116L234 118V119H231ZM235 116V117H234ZM38 117H40L41 119H39ZM99 117V119H101L102 120V122L104 121V122H106V124L103 122V123H100V121H99V123H98V121H97V118ZM100 117H102V118H100ZM120 117V118H119ZM122 117V118H121ZM127 117V118H126ZM164 119H163V118ZM174 117V118H173ZM185 117H186V119H185ZM192 119V120H190V122H187V121H189L188 119H190V118ZM197 117V118H196ZM200 117L202 118L201 120H200ZM211 117V118H210ZM220 117H221V119H220ZM224 117V118H223ZM239 117H240V119H239ZM44 120H43V119ZM63 118V117H62ZM63 118V119H64ZM76 118V119H75ZM104 118H105V120H104ZM107 118H108V120H110V121H106L107 120ZM110 118V119H109ZM114 118V119H113ZM117 118H119V120H117ZM150 118L151 119H154V120H151V121H149L150 120ZM161 119L160 121H159V119ZM165 118H166V120H165ZM167 118H168V120H169V122H168V120H167ZM171 118L172 119H174V120H172L171 121ZM188 118V119H187ZM194 118H196V120H194ZM199 118V119H198ZM206 118H207V120H206ZM209 118V119H208ZM213 118V120L214 121H212V120H210V119H212ZM219 118V119H218ZM223 118V119H222ZM236 118H238V120H236ZM66 119V118H65ZM64 119V120H65ZM96 119V120H95ZM98 119V120H99ZM113 119V120H112ZM144 121H143V120ZM226 119V120H225ZM41 120V121H40ZM43 120V121H42ZM48 120V122H50V123H53L52 125L50 124V123H48V122H46ZM73 120V121H74ZM129 120V122H127ZM147 121V123H146V121ZM164 120V121H163ZM196 121V122H199V123H194V122H192V121ZM205 120V121H204ZM222 120V121H221ZM225 120V122H223ZM244 121L245 120V122H241L240 123V121ZM38 121V122H37ZM42 122L43 123V125L40 123V122ZM154 121H157V123L155 122L154 123ZM186 121V122H185ZM201 121V122H200ZM202 121H204L205 123L206 122H208L207 124H203V122ZM217 121V125H218V122H220L219 124L221 125V126H215V122ZM228 121V122H227ZM233 121H234V123H233ZM38 123V125H39V123H40V125H39V127L38 126H36V124ZM46 122V123H45ZM117 122V123H116ZM125 122V123H124ZM192 122V123H191ZM238 122V123H237ZM26 123H28V124H26ZM58 123V124H57ZM116 125H115V124ZM119 123H120V125H119ZM123 123V124H122ZM153 123V124H152ZM170 123H171V125H170ZM172 123H173V125H172ZM184 123H186V125L184 124ZM189 123H191V124H193V126H195L194 128L192 127V125L190 126V124ZM209 123H210V125H211V127L209 126ZM214 124V125H212V124ZM222 123H223V127H222ZM226 123H227V125H226ZM33 125V126H30V125ZM46 126H45V125ZM56 124V125H55ZM96 124H98V125H100L99 126V129H97L98 128V125H97V127L95 126ZM102 124V125H101ZM103 124H104V126L105 127H103ZM112 125L111 127H109V129L107 130L108 132H110L111 131V134L110 133H108L107 131L104 133V131H105V128H107L106 126H108V125ZM126 124V125H125ZM159 124H161V125H159ZM198 124V125H197ZM229 124V125H228ZM247 124V125H246ZM30 126L29 128L27 127V126ZM34 125H35V127H34ZM50 125L52 126V128H53V130H52V128L50 127ZM58 125V126H57ZM115 125V126H114ZM122 125V126H121ZM159 125V126H158ZM170 125V126H169ZM188 125V126H187ZM208 125V126H207ZM231 125V127H229ZM233 125V126H232ZM246 125V126H245ZM41 126H43V127H41ZM58 127L57 129H56V127ZM114 126V127H113ZM117 126H118V128H117ZM144 126V127H143ZM156 126H158V127H156ZM173 126V127H172ZM187 126V127H186ZM200 126V127H199ZM204 126V127H203ZM205 126H206V128L208 127V128H212V126H213V128H212V132L213 133H215V131L216 130H218V131H216V134L218 135V137H217V135H215V134H212L213 136L211 137V136H209V140L211 141H203L202 142V140H200V141H197V138L199 139V135L200 134H198L197 132H199L200 133V131L201 130H203L204 128H205ZM226 126V127H225ZM242 126V127H241ZM245 126V127H244ZM22 127V128H21ZM24 127H27L26 128V130L24 129ZM33 127V128H32ZM48 128L49 129V127H50V129L49 130H51V131H49V132H47L48 130H45V129H43V128ZM55 127V128H54ZM70 127V128H69ZM77 127V128H76ZM101 127H103V128H101ZM152 127H153V129H152ZM181 127V128H180ZM199 127V129H197ZM218 127V128H217ZM229 129H228V128ZM34 129V130H31V129ZM39 128V129H38ZM68 128V129H67ZM78 128H80V129H78ZM115 128V129H114ZM146 128H148V130H145ZM150 128V129H149ZM174 128V129H173ZM202 128V129H201ZM220 128V129H219ZM221 128H222V130H223V132L225 133H223L222 132V130H221ZM20 129H21V131H20ZM27 129H30L31 131H33V133L34 134H32V132H30V130H27ZM61 129H63L64 131H63V133H62V135L60 136V137H58L57 135H58V132L61 130ZM84 129H85V131H84ZM95 129H96V131H95ZM111 129H113V131L115 132L116 130L118 131H116V133L114 134V132L111 130ZM152 129V130H151ZM191 129L193 130V132H191ZM230 129H232V130H230ZM55 130V131H54ZM67 130V131H66ZM69 130V131H68ZM70 130H71V132H70ZM76 130H77V132H78V134H80L79 136H78V134H77V132H76ZM88 132H87V131ZM99 130H100V132H99ZM154 130V131H153ZM166 130V131H167ZM176 132H178V130H179V132H181L180 134H179V132L178 133H176ZM181 130H184V131H181ZM186 130V131H185ZM190 130V131H189ZM196 130V134H195V131ZM197 130H199V131H197ZM215 130V131H214ZM221 130V131H220ZM2 131H4V133L2 132ZM27 133L26 135H25V132ZM30 132V134L28 133V132ZM54 131V132H53ZM58 131V132H57ZM75 131V133H73ZM83 131V132H82ZM102 131V132H101ZM222 132V135H220L221 133L220 132ZM226 131H227V133H228V135H227V133H226ZM232 131V132H231ZM6 132V133H5ZM38 132H39V134H38ZM50 132H53L52 134H51V136L52 137H50ZM85 132L87 133V136L86 135H83V133L85 134ZM97 132V133H96ZM102 135V136H100V135H98L99 133ZM143 132V133H142ZM170 132V133H169ZM175 132V133H174ZM184 132V133H183ZM191 132V133H190ZM219 132V133H218ZM41 133V134H40ZM47 133H48V135H47ZM57 135H56V134ZM68 133V134H67ZM108 133V134H107ZM113 133V134H112ZM145 133V134H144ZM187 133H189V135H191V137H189V135L186 134ZM5 134H7V135H5ZM33 135V136H30V137H28L29 135ZM53 134L54 135H56L55 137L53 136ZM73 134V135H72ZM77 134V135H76ZM143 134V135H142ZM177 134V135H176ZM178 134L180 135V136H178ZM232 134V135H231ZM16 135V136H15ZM36 135V136H35ZM74 135H76L77 137H80L81 139L79 140V138L77 139V138H75V139H77L76 141H75V139L73 138L74 137ZM109 135H111V137H112V139H111V137H109ZM185 135V136H184ZM192 135H193V137H192ZM220 135V136H219ZM6 137V139H5V137ZM27 138H26V137ZM39 137V139H38V137ZM72 139H74V141L73 140H71L69 137ZM75 136V137H76ZM86 136V137H85ZM105 137V138H103L102 139V137ZM229 136V137H228ZM231 136V137H230ZM263 136V137H262ZM4 137V138H3ZM35 137V138H34ZM48 137H50V138H53L54 137V140L53 139H51L52 140V142L49 140V142H48ZM68 137V138H67ZM85 139H84V138ZM142 137V138H141ZM177 137H179V138H177ZM182 137H184V138H186V140L185 139H182ZM189 139H188V138ZM220 137V138H219ZM225 137H227V138H225ZM244 137V138H243ZM255 137V138H254ZM259 137H261V139H259ZM30 138V139H29ZM34 138V139H33ZM61 140H60V139ZM196 138V139H195ZM214 138V140L216 141V138H217V140L219 139V140H221V143H222V145H221V143H220V141L218 140V141H216L217 142V146H216V143H215V141L213 140L212 141V139ZM230 138V139H229ZM231 138H233V139H235L236 138V140L234 141L233 139H231ZM251 138H252V141H249V139L251 140ZM4 139V140H3ZM29 140V141H27V140ZM35 139H36V141L38 142H36L37 143V145H36V143H35ZM41 139V140H40ZM56 139H58V141L56 140ZM65 141H64V140ZM68 139L69 140H71L70 142H72V143H66L67 141H68ZM102 139V141H100ZM105 139V140H104ZM121 139V140H120ZM141 139V140H140ZM144 141H143V140ZM182 139V141H180ZM187 139H188V141H187ZM225 139H226V141H225ZM227 139H229V142H228V140ZM248 139V140H247ZM254 139V140H253ZM259 139V140H258ZM34 142H33V141ZM115 140H118V142L117 141H115ZM184 140V141H183ZM194 140V141H193ZM224 140V141H223ZM239 140V141H238ZM241 140V141H240ZM260 140H262V141H260ZM9 141V142H8ZM34 144H31V142ZM61 141V142H60ZM87 141V142H86ZM105 141V142H104ZM108 141V142H107ZM141 141V142H140ZM197 143H199V144H197ZM230 141H232V142H230ZM242 141H244L245 142V144H243V142ZM254 141V142H253ZM256 141H258L257 143H256ZM6 142V143H5ZM60 142V143H59ZM74 142V143H73ZM81 142V143H80ZM100 142H101V144H100ZM102 142H103V146H102ZM122 142V143H121ZM181 142H182V145H180L181 144ZM188 142V143H187ZM225 142V143H224ZM228 142V143H227ZM235 142V143H234ZM239 142V143H238ZM246 142H248V145H247V143ZM250 142V143H249ZM259 142L261 143V145L259 144ZM28 143V144H27ZM41 143H42V145H41ZM49 143V144H48ZM59 143V144H58ZM68 144L66 147L68 148L67 150L68 151H65V149H66V147H65V145L66 144ZM78 145V147H77V145ZM80 145H79V144ZM83 143V144H82ZM84 143H85V145H84ZM117 143V144H116ZM144 145H143V144ZM171 143H172V141H171ZM190 143H192V144H190ZM201 143H202V145H201ZM203 143H207V145L206 146H204V144ZM208 143H211V144H208ZM213 143H215V144H213ZM219 143V144H218ZM224 143V144H223ZM227 143V144H226ZM230 143V144H229ZM233 143H234V145H233ZM256 143V144H255ZM262 143H263V146H262ZM26 144V145H25ZM55 144V145H54ZM118 144H120V145H118ZM183 144H185V145H183ZM227 146H226V145ZM258 144V145H257ZM28 145V146H27ZM38 145H41L40 147L38 146ZM48 145H50L51 146V148L52 147H54V152H55V154H57V155H55V156H57V158H58V160L56 161V163L54 162L53 164H52V166H51V170H53L54 168L56 169L57 167H60L61 168V165H62V168L60 169L61 171L59 172V178L60 179H57V181L55 180H51V181H49V182H47V183H45V186H44V190H45V195H44V197L42 198L44 201L41 203V199H40V197H38V196H36L35 195V193H36V191L34 192V191H32V189H31V186L29 185V183H30V181H31V177L32 176H34V175H32V173L36 170L35 168L38 166V165H36V163L38 164L39 162H37L38 161V159L39 158H36L37 156H39L40 157V152H41V154H42V149H44L43 150V152L44 151H46L45 149L47 148V146ZM54 145V146H53ZM56 145H58V146H56ZM72 146V148H73V150H72V148H69V147H71ZM101 145V146H100ZM140 145V146H139ZM179 147H178V146ZM211 145V147H212V149H210V146ZM224 145V146H223ZM228 145H230V147H228ZM236 145V146H235ZM241 145V146H240ZM256 145V146H255ZM39 147V149H37L38 147ZM76 146V147H75ZM118 146V147H117ZM137 146V147H136ZM142 146H143V148H142ZM174 146H176V147H174ZM181 146V147H180ZM183 146V147H182ZM207 146H208V148H209V150L208 149H206L205 150V148H207ZM220 146V147H219ZM247 146V147H246ZM251 146H253L252 148H251ZM259 146V147H258ZM45 147V148H44ZM49 147V146H48ZM56 147H57V149H56ZM65 147V148H64ZM75 147V148H74ZM138 147H140V148H138ZM204 147V148H203ZM215 147V148H214ZM219 147V148H218ZM227 147V148H226ZM235 147V148H234ZM236 147H238V148H236ZM258 147V148H257ZM101 148V149H100ZM137 148H138V150H137ZM198 148L200 149L199 151H198ZM224 148V149H223ZM247 148H249V149H247ZM64 149V150H63ZM73 151H71V150ZM134 149V150H133ZM155 149V150H154ZM174 149H176V150H174ZM183 149V150H182ZM188 149V150H187ZM215 149H216V151H215ZM218 149V150H217ZM220 149V150H219ZM225 149H227V150H225ZM237 149H238V152H237ZM252 150V153H251V150ZM259 149H261V150H259ZM36 150V151H35ZM71 151V153H72V155L71 154H69L70 153V151ZM155 151V152H152V151ZM190 150H191V152H190ZM202 150V151H201ZM211 150V152L209 153V151ZM213 150V151H212ZM224 151V156L222 155L223 154V151ZM228 150H229V152L231 151V153H229L228 152ZM234 150V151H233ZM236 150V151H235ZM246 150H250V151H246ZM259 150V151H258ZM39 151V152H38ZM62 151H64L66 154H62L63 152ZM134 151H137V152H134ZM144 151V152H143ZM196 151H198V152H196ZM208 151V152H207ZM217 151H219V153H216V154H214L215 152H217ZM241 151H243L242 152V154L240 153ZM256 153H255V152ZM259 153H258V152ZM36 152V153H35ZM54 152H53V154L52 155H50L51 157H50V159L52 158V156L54 155ZM134 152V153H133ZM235 152H237V153H235ZM245 152V153H244ZM262 153V155H261V153ZM61 153V154H60ZM139 155H138V154ZM146 155H145V154ZM150 153H152V154H150ZM197 153H199V154H197ZM203 153H205V156L204 155H202ZM211 153H212V155L213 156H211ZM220 153H221V155H220ZM225 153H227V154H225ZM235 153V154H234ZM246 153H247V156H249V158L247 157V156H244V155H246ZM248 153L250 154V155H248ZM254 153H255V155H254ZM260 155H258V154ZM22 154H24V153H22ZM39 154V155H38ZM70 155V156H68V155ZM99 154V155H98ZM130 154H132V156L130 155ZM135 154V155H134ZM141 154H143V156L141 155ZM153 154H154V156H153ZM209 154V155H208ZM229 154H230V156H229ZM241 155V156H237V155ZM36 155V156H35ZM44 155V154H43ZM63 157H65V155L67 156V157H65L64 159L62 158V156ZM149 155V156H148ZM152 155V156H151ZM193 155V156H192ZM200 155L202 156V158H200ZM217 155V156H216ZM233 155V156H232ZM251 155H253V156H251ZM55 156H53V157H55ZM94 156V157H93ZM98 158H97V157ZM139 156V157H138ZM151 156V157H150ZM208 156V157H207ZM217 158H216V157ZM238 158H237V157ZM251 156V157H250ZM257 156V157H256ZM259 156V157H258ZM263 156V157H262ZM96 157V158H95ZM102 157V158H101ZM128 157V158H127ZM131 157V158H130ZM137 157H138V159H137ZM140 157H142V158H140ZM204 157V158H203ZM206 157V158H205ZM240 157H241V159H240ZM247 159H246V158ZM256 157V158H255ZM36 158V159H35ZM56 158V159H57ZM63 160H62V159ZM70 158V160H68ZM93 158H95V160H96V162L98 163H95V167H94V162H92V160H94ZM109 158V159H108ZM135 158V159H134ZM195 158V159H194ZM200 158V160H198ZM211 158V159H210ZM232 159V161L234 160V162H232L231 160H229V159ZM49 159V160H50ZM59 159L60 160H62V163L61 162H58L59 161ZM67 159V160H66ZM73 159V160H72ZM103 159V160H102ZM107 159V160H106ZM127 159H129L128 160V162H126L127 161ZM130 159H131V161H130ZM143 159V160H142ZM144 159H146L145 160V162L144 163H142L143 161H144ZM219 159H221V161L219 160ZM224 159V160H223ZM225 159H226V161H225ZM240 159V160H239ZM244 159H246V160H244ZM263 159V162H261V160ZM94 160V161H95ZM110 160H112V161H109ZM133 160H135V161H133ZM138 160V161H137ZM142 162H141V161ZM203 160H205L204 162H203ZM206 160H208V161H206ZM223 160V161H222ZM237 160H238V162H237ZM257 160V161H256ZM260 160V162H258ZM33 161V162H32ZM64 161V162H63ZM68 162V164H67V162ZM102 161H103V163H102ZM105 161H107V162H105ZM194 161H196V162H194ZM198 161H202L204 164H206V165H204V164H202L201 162V164H199V162ZM218 161H220L221 162V164H220V162H218ZM248 161V162H247ZM254 162L255 163V166H254V163L252 164V165H250L252 162ZM6 162V163H7ZM59 164H58V163ZM70 162V163H69ZM91 162H92V164H91ZM111 162H112V164H111ZM133 164H132V163ZM210 162V163H209ZM226 162H228V163H226ZM239 162H241V163H244L245 165H243V164H239ZM247 162V163H246ZM111 164V165H109V164ZM129 163V164H128ZM131 163V164H130ZM198 164V165H196V164ZM212 163V164H211ZM220 166V167H218L217 166V164ZM224 163H226V164H229V163H231V165H233L232 166V169H233V172H234V174H236V173H239V175L240 174H242V172H243V174H242V178L239 180L240 181V183H241V185H243V187H247L246 189H248V187H249V189H248V192H247V190L246 189H243V187H241L240 189H237L238 190V192H237V190L234 192V191H232L231 192V194H234V195H230V191L228 190V192L226 191V189L225 188H221L220 186H215L214 184H212V185H214L215 187V189L217 190L218 188H219V190H217V191H219V193L215 190L214 191V188H213V190L209 193V192H207L206 190L204 191V190H202V188H200V182L202 181L201 179L204 177V176H202L204 173H207V171L209 170V169H211V167L212 168H215V169H219L220 168V170H218V171H221V172H224V170L226 169V166L227 165H223ZM236 163V164H235ZM248 163H249V165H248ZM61 164V165H60ZM74 164V165H73ZM100 164V165H99ZM125 164H127V165H125ZM139 165V167L142 165V167H144V168H142V167H138V165ZM188 164V165H189ZM208 164H211L210 166H208ZM214 164L216 165L215 167H214ZM235 164V165H234ZM237 164L239 165V166H237ZM257 164H259V166L261 167V169H260V167H259V169L260 170H258V165ZM28 165H30V166H28ZM70 165V166H69ZM89 165H90V167H89ZM103 165H105V168H104V166ZM114 167H113V166ZM132 165V166H131ZM135 165V166H134ZM145 165V166H144ZM200 165H201V167H200ZM223 165V166H222ZM5 166V165H4ZM4 166H1L0 167V170H2L3 168H4ZM67 166H69V167H67ZM108 166V167H107ZM117 166V167H116ZM127 166H130V167H128V169H126L127 168ZM209 167V169H208V167ZM241 166V167H240ZM87 167H88V170H87ZM116 167V168H115ZM138 167V168H137ZM200 167V168H199ZM205 167H206V170H205ZM224 167V168H223ZM236 167V168H235ZM238 167V168H237ZM240 167V168H239ZM249 167V168H248ZM257 167V169H255ZM263 167V168H262ZM92 170V168H93V172H94V174H98V177H97V179H93V177H94V174L92 175L93 177H92V180H91V182H90V184H86L85 182H84V180L86 181V177H88V176H86V174H88L89 175V173L91 172L90 171V169ZM102 169L103 171H101V172H103V173H99V169ZM107 168V169H106ZM115 168V169H114ZM118 168V169H117ZM134 168V171L133 170H131V169H133ZM135 168H136V170H135ZM142 168V169H141ZM146 168V169H145ZM182 167L180 166V169H181ZM224 170H223V169ZM242 168V169H241ZM247 168V169H246ZM74 169V170H73ZM81 170V171H78V170ZM84 169L86 170V172L84 171ZM104 169H106V171L104 170ZM111 169V170H110ZM115 170V172H113V170ZM126 171H125V170ZM145 169V170H144ZM177 169V168H176ZM179 169V170H180ZM208 169V170H207ZM234 169H235V171H236V173H235V171H234ZM241 169V170H240ZM244 169V170H243ZM249 169V170H248ZM251 169V170H250ZM110 170V171H109ZM138 170V171H137ZM149 170V171H148ZM247 170V171H246ZM253 170H255L254 172H253ZM258 170V171H257ZM107 171H109V172H107ZM112 171V172H111ZM131 171V172H130ZM136 171V172H135ZM205 171V172H204ZM239 171V172H238ZM251 171H252V174H250L251 173ZM83 172H84V174H83ZM117 172V173H116ZM148 173V175H147V173ZM246 172V173H245ZM30 173H31V176H30ZM105 173V174H104ZM109 173V174H108ZM110 173H111V175H110ZM135 173H136V175H135ZM138 173V174H137ZM178 173V174H177ZM254 173V174H253ZM256 173V174H255ZM34 174V173H33ZM100 174V175H99ZM102 174V175H101ZM116 174V175H115ZM132 176H131V175ZM143 174H145L146 176L144 177V175ZM176 174H177V176H175V178H177V177H179V179L182 177V172H181V170H180V172L178 171V170H176ZM180 174H181V176H180ZM247 174H249V178H247V180L248 181H250L249 179H253V181H252V179H251V181L250 182H248V181H246L245 182V178L247 177ZM104 175V176H103ZM134 175H135V177H134ZM236 175H238V174H236ZM244 175H246V176H244ZM254 175H256L255 177H256V182H254L255 181V177H254ZM40 178H43V174H42V172H40ZM84 176H85V178H84ZM97 176V175H96ZM99 176H101L100 177V181H99ZM128 176V178L129 177H134L135 179H133L132 180V183H130V185L132 186V189L131 190H133V192H131V194H130V192H128V195H132L131 197H130V199H129V196H127V194L125 193V191H126V187L127 186H125V182H126V177ZM201 178H200V177ZM252 176V177H251ZM27 177H29V178H27ZM83 177V178H82ZM103 177V178H102ZM120 177V178H119ZM194 177V178H193ZM251 177V178H250ZM6 178H7V180H6ZM127 178V179H128ZM146 178H147V180L148 181H146ZM258 178V179H257ZM30 179V180H29ZM101 179L104 181V183H106V184H103L102 182L103 181H101ZM144 179V180H143ZM193 179V180H192ZM96 181V182H94V181ZM99 182H98V181ZM155 180V181H154ZM197 180H198V183H197ZM200 180V181H199ZM260 180V181H259ZM6 181V182H5ZM122 181H124V182H122ZM147 182V184H146V182ZM192 181V182H191ZM149 182V183H148ZM156 182V183H155ZM159 182V181H158ZM196 182V183H195ZM244 182V183H243ZM81 183V184H80ZM83 183H85V184H83ZM96 185H95V184ZM156 185H155V184ZM191 183H192V185H191ZM243 183V184H242ZM245 183H248V184H245ZM249 183H250V185H249ZM251 183H253V184H251ZM254 183L257 185V186H255L254 185ZM82 184H83V186H82ZM93 184V185H92ZM98 184V185H97ZM151 184V185H150ZM190 184V185H189ZM194 184V185H193ZM92 185V186H91ZM105 187H104V186ZM106 185H107V187H106ZM113 185V187H112V189H111V186ZM122 185V186H121ZM149 185V186H148ZM199 185V186H198ZM247 185H249V186H247ZM260 185V186H261ZM87 186H88V188L90 189H88L87 188ZM91 186V187H90ZM95 186V187H94ZM98 186V187H97ZM156 186V187H155ZM164 187V189H163V187ZM188 186H189V188H188ZM194 186H196V190H195V187ZM252 188H251V187ZM82 187H85V188H87V190H89V191H87V194H86V192H85V190H83V195H82V193L81 194H79V191L81 190V189H84V188H82ZM125 187V188H124ZM137 187V188H136ZM187 187V188H186ZM257 187V188H256ZM5 188V189H4ZM81 188V189H80ZM92 188V189H91ZM101 188V189H100ZM106 188V189H105ZM117 189V191H120V193L121 194H119V193H116L117 191H116V189ZM120 188H122L121 190H119ZM124 188V189H123ZM136 188V189H135ZM150 188V189H149ZM152 188V189H151ZM155 189V191H154V189ZM202 191H199V189ZM221 188V189H220ZM254 188H256V189H254ZM3 189V190H2ZM147 189H148V195H147ZM159 189H161V191H159ZM165 189H166V191H165ZM185 189V190H184ZM198 189V190H197ZM226 192V194H224L225 192L223 191V190ZM253 189V190H252ZM102 190V191H101ZM106 190L108 191V192H106ZM110 190H113V191H110ZM145 190V191H144ZM221 190V191H220ZM241 190L243 191L244 190V192H245V195H244V193H242L241 192ZM114 191H116V192H114ZM137 191H139L138 193H137ZM152 191V192H151ZM154 191V192H153ZM163 191V192H162ZM187 191V193H185ZM252 191H253V193H252ZM80 192H82V191H80ZM89 192V193H88ZM106 192V193H105ZM113 192V193H112ZM125 193V196H124V194L123 193ZM157 192H160V193H158L157 194ZM162 192V193H161ZM165 192V193H164ZM191 192H192V194H191ZM201 192V193H200ZM204 192V193H203ZM205 192H206V194H205ZM215 192V193H214ZM240 192V193H239ZM251 192V193H250ZM79 195V197L77 196V194ZM194 193V194H193ZM209 193V195L211 196V195H213V198H212V196L210 197L209 195H207ZM212 193V194H211ZM217 193V194H216ZM241 193L244 195H241ZM87 195V201H86V203L87 204H85V207H84V209H83V212H82V214H81V216H80V218H78L79 216H78V214H77V212H76V209H78V206H80L81 204H79L80 202H81V195L82 196H84V195ZM114 194H115V196H114ZM123 194V195H122ZM135 194V195H134ZM153 194V195H152ZM160 194V195H159ZM162 194V195H161ZM191 194V195H190ZM205 194V195H204ZM249 194V195H248ZM252 194V198L251 197H249L250 195ZM89 195V196H88ZM119 195V196H118ZM190 195V196H189ZM201 196L200 198H198L199 196ZM207 195V196H206ZM220 195V196H219ZM227 195H228V197H227ZM235 195H236V197H237V200L235 199L236 197H235ZM128 198H127V197ZM136 198H134V197ZM142 196V197H141ZM156 196V197H155ZM160 196H162V197H160ZM184 196H185V199H184ZM203 196L206 198H204L203 199ZM210 197V199H209V197ZM215 196L218 198V196H219V199L220 200H216V198H215ZM224 198H223V197ZM231 198H230V197ZM233 196L235 197V198H233ZM246 196H248V197H246ZM74 197V198H73ZM76 197H77V199H76ZM118 198V201L120 202V198H122L123 197V199H124V197H126L124 200H121V201H123V203H119V202H117V199L116 198ZM188 197H189V199H188ZM195 197V198H194ZM207 197H208V201H210V200H212V201H210V203L207 201ZM222 197V198H221ZM238 197H239V199H238ZM80 198V199H79ZM133 198L135 199V201L133 200ZM156 198H157V200H156ZM194 198V199H193ZM199 199L198 201H197V199ZM227 198V199H226ZM231 199V201H230V199ZM240 198H242V199H240ZM79 199V200H78ZM114 199H115V201L117 202H115L114 201ZM120 199V200H119ZM126 199H127V201H126ZM196 199V200H195ZM76 200H77V202H78V204H77V202H76ZM129 200V201H128ZM132 200V201H131ZM136 200L138 201L137 203H134V202H136ZM201 200H202V202H201ZM71 201V202H70ZM115 203H114V202ZM125 201L127 202V203H125ZM193 201V202H192ZM194 201L196 202H198V204H200L201 206H205L204 205V203L206 204V206L204 207V208H207V206H208V209H204L203 207H199L200 205H197V203H194ZM214 201V203H212ZM216 201V202H215ZM218 201V202H217ZM220 201H222L221 203H220ZM226 201V202H225ZM229 201V202H228ZM234 201V202H233ZM236 201H238L236 204H235V202ZM72 202H73V205H71L72 204ZM75 202V203H74ZM132 202H133V204H132ZM200 202V203H199ZM233 202V203H232ZM71 203V204H70ZM130 203V204H129ZM190 203V204H189ZM207 203H209V204H207ZM222 203H224L225 205H223ZM227 203V204H226ZM75 204V205H74ZM113 204H116L115 205V207H114V205ZM119 204H121V205H119ZM125 204V205H124ZM127 204H128V206H127ZM132 204V205H131ZM158 204V203H157ZM161 204H163L164 205V203L162 202H160V207L161 208H163V206L161 205ZM196 205L195 207L196 208H198V209H195V207H193V205ZM203 204V205H202ZM214 204V205H213ZM218 204V205H217ZM234 204V205H233ZM242 204V203H241ZM244 204V205H245ZM8 205V204H7ZM34 206V209L32 210V211H30L29 210V208L31 207V206ZM68 205H69V207H68ZM76 205H77V208H76ZM87 205V206H86ZM159 205H157L158 207H159ZM171 205L172 204H169L168 206V210L166 209L165 211H167V212H165L166 214H170L171 212H173V206L171 207ZM191 206V209L189 208V206ZM210 205H212V206H210ZM216 205V206H215ZM221 205H223V206H221ZM73 206V207H72ZM75 206V207H74ZM119 207V209H118V207ZM125 207V209H124V207ZM136 206H137V208H136ZM166 206V205H165ZM164 206V207H165ZM212 208H210V207ZM219 206H221V207H219ZM71 207V209H69ZM81 207V206H80ZM79 207V209H81ZM87 207V208H86ZM114 207V208H113ZM128 207V208H127ZM132 209H131V208ZM159 207V208H160ZM218 207V208H217ZM66 208L68 209V210H66ZM76 208V209H75ZM158 208V209H159ZM170 208L172 209V210H170ZM200 208H202V209H200ZM217 208V209H216ZM6 209V208H5ZM72 209H74V210H72ZM117 209V210H116ZM123 209V210H122ZM213 209H214V211H213ZM223 209V210H222ZM71 210V211H70ZM121 212L122 211V214L119 212V211ZM131 210V211H130ZM210 210H212L211 212H210ZM218 210H220V211H218ZM116 211H118V212H116ZM127 211V212H126ZM193 211H195L194 213H193ZM71 212V213H70ZM73 212V213H72ZM170 212V213H169ZM200 212V213H199ZM210 212V213H209ZM221 212H223V213H221ZM117 213V215H115ZM197 213V214H196ZM214 213V214H213ZM215 213H216V215H215ZM124 214H126L127 215V217H125L126 215H124ZM212 214V215H211ZM226 214V215H225ZM69 215H71V216H69ZM74 215V216H73ZM123 215V216H122ZM165 215V214H164ZM197 215V216H196ZM201 215V216H200ZM203 215V216H204ZM210 216V218L208 217V216ZM222 215V219L224 220L225 218L226 219H228L229 218V220L230 221H228V220H226L224 223H225V226H222V227H218V225L217 224H215V223H217L216 222V220L218 219V218H220V216ZM20 216H23L22 217V219L19 221V218H20ZM77 216V217H76ZM122 216V217H121ZM183 216V217H182ZM208 218H207V217ZM218 218H217V217ZM224 216V217H223ZM31 217H32V219H31ZM67 217H69V218H71V219H68ZM120 217V218H119ZM123 217H125V218H123ZM186 219H185V218ZM73 218L75 219L74 221L77 223L78 222V220L80 221L79 222V226H77V231H76V235H75V240L73 241V240H67V234L69 233H67L66 232V230H65V228H67V229H69L71 226V228L70 229H72L73 228V226L76 224L74 221H73ZM182 218V219H181ZM183 218L185 219V220H187V221H185L184 223H182L181 221H184L183 220ZM216 219V220H214V219ZM233 218H235V219H233ZM33 220V225L32 226H30V227H27V226H25L24 225V223L25 222H27V220ZM116 219V220H115ZM117 219H118V222H117ZM125 219V220H124ZM181 219V221H179ZM210 219L212 220V222L209 224V222H210ZM244 219V220H243ZM68 220H70V222L68 221ZM107 220V221H106ZM109 220H110V222H109ZM124 222H123V221ZM209 220V221H208ZM235 220V221H234ZM240 220V221H239ZM67 221H68V223L69 224H67ZM74 222V224H73V222ZM115 221L117 222V224H116V226L114 227L113 225L115 224ZM215 221V222H214ZM242 221V222H241ZM66 222V223H65ZM105 222V223H104ZM109 222V223H108ZM122 222V223H121ZM179 222V223H178ZM236 222V223H235ZM239 222H241V223H239ZM245 222H246V224H245ZM71 223V224H70ZM103 223H104V225L106 224L107 225V227H105V226H103ZM124 223H127V224H124ZM186 223H188L186 226H185V224ZM244 225H243V224ZM109 224V225H108ZM122 224L123 225H125V226H127V227H125V226H123L124 228H127V229H124L123 227H122ZM213 224H215V225H213ZM241 224H242V226H241ZM263 224V223H262ZM17 225H18V227H17ZM20 225V226H19ZM66 225H67V227H66ZM70 225V226H69ZM178 225V226H177ZM181 225V226H180ZM183 225V226H182ZM249 225V226H248ZM119 228H118V227ZM233 228H232V227ZM248 228H247V227ZM262 227H264V225H261ZM157 227V226H156ZM187 227V229H185ZM225 227V228H224ZM235 227V228H234ZM237 227V228H236ZM243 228V230H242V228ZM17 228H18V232L19 233H17L16 231H17ZM122 228V229H121ZM178 228H180L179 229V231L180 232H177L178 231ZM183 228V229H182ZM215 228L216 229H219V230H215ZM118 231V232H121V233H118L116 230ZM119 229V230H118ZM154 229H155V227H154ZM184 230V231H182V230ZM246 229V231H244ZM262 229H264V228H261V230H260V232H261V236L263 235L264 236V234H262V233H264V230H262ZM188 230V231H187ZM32 231H33V233H32ZM125 232L124 234H123V232ZM185 231H186V233H185ZM213 231V232H212ZM214 231H216V233L214 232ZM222 231V232H223ZM244 232V233H243ZM259 232V233H260ZM158 233L160 234V236L158 235ZM180 233V234H179ZM184 233V234H183ZM212 233V234H211ZM249 233V234H248ZM117 234L118 235H120L121 234V238H122V236L124 235L125 237H127V234H128V236H130V238L128 239V240H130L131 239V237H132V239H133V241L132 242H128L129 243V245L130 244H132L131 246H129V245H127L126 246V244H124L123 246H121L122 245V243H120V241L122 242V239L124 238H122V239H120V237L119 236H117ZM151 234V235H150ZM156 234V235H155ZM174 234V235H173ZM187 234V236L188 237H186L185 235ZM32 235H33V237H32ZM163 235H165V236H163ZM169 235V236H168ZM171 235V236H170ZM173 235V236H172ZM182 235H183V237H182ZM157 236V237H156ZM168 236V237H167ZM259 236V234L257 235V237ZM77 237V238H76ZM118 237H119V239H118ZM251 238H252V236H250ZM112 238V239H111ZM116 238V239H118L117 241H115L114 239ZM151 238H153V239H151ZM173 238V239H172ZM187 238H188V240H187ZM260 237H258L257 239H259ZM111 239V240H110ZM184 239V240H183ZM189 239H191V240H189ZM256 239V240H257ZM58 240H60V241H58ZM120 240V241H119ZM154 240V241H153ZM164 240V241H163ZM174 240V241H173ZM251 240V239H250ZM8 241V242H7ZM58 241V242H57ZM68 241V242H67ZM73 241V242H72ZM113 241V242H112ZM172 241V242H171ZM10 242V243H9ZM11 242H14V244H11ZM118 242L120 243V244H118ZM163 242V243H162ZM175 242V243H176ZM66 243H67V245H66ZM117 243V244H116ZM127 243V244H128ZM174 243V244H175ZM180 244V243H179ZM183 244H180V245H182L181 246V248L182 247H185V245L183 246ZM179 245V246H180ZM55 246H57V248H54ZM70 246V247H69ZM71 246H72V250H71ZM74 246V247H73ZM118 246L120 247V248H118ZM125 246V247H124ZM147 248H146V247ZM188 246V247H189ZM130 247V248H129ZM188 247L186 248V249H188ZM70 248V249H69ZM126 248H127V250L129 251V255H130V253H132L131 255H133L132 257H131V255L129 256H126L127 257V259H128V257H129V259L127 260V259H125V257H123V256H125V254H126V252H127V250H126ZM129 248V249H128ZM132 248H134L133 250H134V254H133V252L131 251L130 252V249H132ZM170 248H174V245L173 246H171ZM242 249H240L242 252H243V254H245V252H246V254L245 255H243L240 251V253H235V254H237L236 255V260L237 261H239V263L240 264H251V257H250V253H248L247 251H245L246 250V248H245V246H244V248L243 247H241ZM68 249V250H67ZM145 249V250H144ZM186 249H182V250H186ZM49 250V251H48ZM54 250V251H53ZM66 250H67V252H66ZM77 250V251H76ZM114 250H116V251H114ZM120 251L119 252V254H118V251ZM148 250V251H147ZM51 251V252H50ZM107 251H108V253H107ZM121 251H123V252H125L124 253V255H123V252H121ZM183 251V252H184ZM53 252V253H52ZM104 252H106V253H104ZM113 252V253H112ZM116 252H117V255H116ZM142 252H144L143 254H141ZM49 253V254H48ZM57 253V254H56ZM110 253V254H109ZM107 254V255H106ZM127 254H128V252H127ZM126 254V255H127ZM150 254V255H149ZM161 254V253H160ZM239 254V255H238ZM47 255V256H46ZM108 255H113V256H115V257H113L112 256V260L113 261H111V257L110 256H108ZM121 255V256H120ZM243 255V256H242ZM261 255H262V253L258 256V258H257V262H259V263H263L264 264V253H263V257H261ZM138 256H140V257H138ZM240 256V257H239ZM242 256V257H241ZM245 256H247V257H245ZM110 257V258H109ZM116 257H117V259H116ZM138 259H137V258ZM160 257H161V259H160ZM238 257H239V259H238ZM243 260H241V259ZM105 259V260H104ZM120 259H122V260H120ZM134 259V260H133ZM137 259V260H136ZM160 259V260H159ZM261 259H263V261L261 260ZM116 260H118L119 262H117ZM130 260H133L132 262L130 261ZM250 260V261H249ZM104 261H106V262H104ZM137 261V262H136ZM158 261V262H157ZM246 261V262H245ZM247 261H249V262H247ZM261 261V262H260ZM74 262V263H73ZM104 262V263H103ZM111 262V263H110ZM129 262H131V263H129ZM132 263V264H133ZM258 263V264H259Z\"/></svg>", "mask_w": 264, "mask_h": 264}, {"label": "bare ground", "instance_id": "2", "mask_svg": "<svg viewBox=\"0 0 264 264\" xmlns=\"http://www.w3.org/2000/svg\"><path fill=\"white\" fill-rule=\"evenodd\" d=\"M36 2L37 3V6H38V2H41L42 1V3H40L39 4V6H44V5H47L46 3H48V4H53V5H49L50 6V8H49V6L47 7L48 9H49V11H45V10H43L42 9V7H40V9H38L37 7H36V5L35 6H33L34 8H31L32 6V3L33 2ZM72 1V0H71ZM78 1V0H77ZM80 1V0H79ZM88 1V2H87ZM84 4H86L87 3V5L85 6V8L87 7V9H83V10H85V12L87 13V15L86 16H88V15H90V18L88 19V18H86V16H84V21L86 22H82V26L80 27V28H82L83 30H82V32H80L81 31V29L80 30H78V27H77V29H75V31L76 30H78V37H76V38H78L77 40H76V38L75 37H73L72 35H74L73 34V32H72V35L71 34H69V32H68V27H67V32L63 29V26H62V22L60 23V21L59 22H56V24H58V28H57V30H56V26H54L55 24L53 23V17H56L57 15V13L59 12V10H58V12H56L57 11V8H60L61 7V5H59L61 2H60V0H0V126L3 128V129H6L7 131H10V133H8V135L9 134H12L13 132H15V131H17L18 129H19V127L20 126H22V125H25L24 123L27 121V120H29V118H32V117H35V116H44L43 118H45V116L48 118V116L50 117V120L52 119V121L51 122H54L55 121V119H57V118H59V112H60V109H61V106H62V104H60V103H62V100H61V102H59V97H63V98H65L64 96L66 95H64V93H67L66 91L64 92V90H63V88L65 89L66 88V90H67V87H65V85H64V83H62V82H65L66 83V81L68 80V79H70L71 78V80L72 79H74L75 80V82H79L78 83V85H80V84H82V85H85V84H83V83H85V82H87L88 80H85L84 81V79H87L88 77L85 75L88 71H90L87 67H88V65H87V67L85 68V69H83L82 68V71H80V70H76V72H79V76H77L76 74H78V73H76L75 72V70H74V67L75 66H73V65H75L76 63V60H74V54L73 53H76V56L79 54V55H84L83 53H84V48L87 50V52H89L90 53V51L91 50H93L94 48H95V43H96V41H98L99 40V38L100 37H103V35L101 36V34H100V32H102L103 30H102V28L101 27H105L104 26V24H103V26H101V24L99 25L100 26V28H99V30L98 31H96L97 29H95V27H96V24H97V26H98V23H95V27L89 22V21H91L92 19H93V15H97V12L96 11H94V7H96L95 6V3L98 5V4H100V3H102V5L103 4H106V5H104L103 7H104V10L108 13V15L107 16H105V19L107 18V20H109L110 18H112V21L111 22H113V23H111V25L110 26H115V28H119V26H120V24H121V22L122 21H125L126 19L128 20L126 23H125V26H124V22L122 23L123 24V26H124V29L126 30V31H128V30H130V29H132V27L130 28V29H128V26H129V23L131 22L130 20H131V18L133 19V17L131 16V15H133L134 13H138L139 14V16L138 15H135V16H137V17H139L140 18V20H138L139 22H138V26L139 25H141L140 27H141V29L143 28L144 29V25H145V23H147L144 19V17L146 16L145 14H146V11H144L146 8H144L141 4V2H142V0H87ZM145 0H143V2H144ZM188 1H190V0H188ZM197 1V0H196ZM236 1L237 0H212V1H210L209 0V2L208 1H206V0H204V1H200V2H202V4L206 7V9H210V10H213L214 11V15H215V17H216V21L214 22V24H212L211 26L210 25H208V26H210V27H208L207 29H206V31L208 30V32H207V35H205V37L203 38V36H202V45H200L199 47V49H197L198 50V52L200 53V55H201V63L198 65L197 64V66H196V68H194L195 69V74H194V76H193V73L192 72H194V71H192L191 72V76H192V78H190L189 80H187V82L188 83H191L192 84V82H196V81H199L200 79L202 80L203 79V86H204V88H203V90L200 92L201 93V95H202V92L204 91V93L206 94L207 93V95H208V93L210 94V92L211 91H213L212 89H214V92H219L220 93V98L222 99V101H223V99H228V100H230L229 99V97L232 95V94H227L228 93V90H229V87H227V85L225 86L226 87V90H227V88H228V90L226 91L223 87H222V83H225V82H222L225 78L226 79H228V77H227V71H225V73L226 74H224L223 73V67H224V65L225 64H228L229 62H231L233 59H234V62H238L237 64L239 65V67H238V70L237 71H239V68H240V64H243L244 66L243 67H249V66H251L252 64H253V56H255V54L257 53V50H255L256 49V47H255V44L257 43V42H260L259 40H260V36L261 35H263V30L261 31V27L264 25V8L262 9L261 7H259V6H254V5H252L251 7H246L245 6V8H242L243 6H242V4L243 3H237L236 4ZM242 1V0H241ZM250 1V0H249ZM56 2H58V5H59V7H58V5L56 4ZM64 2V1H63ZM65 2H66V0H65ZM64 2V3H65ZM69 2V1H68ZM84 2V1H83ZM243 2V1H242ZM251 2V1H250ZM63 3V4H64ZM141 3V4H140ZM186 3H188L187 1H186ZM192 3V2H191ZM194 3V2H193ZM199 3V2H198ZM197 3V4H198ZM252 4H253V2H251ZM250 3V4H251ZM254 3L256 4V2L254 1ZM73 4H74V2H73ZM76 4V6H78V4L77 3H75ZM196 4V3H195ZM249 4V3H248ZM258 4V3H257ZM27 5H29V6H27ZM71 5V4H70ZM69 5V6H70ZM83 5V4H82ZM101 5V4H100ZM144 5H145V7L147 6L145 3H144ZM246 5H247V3H246ZM63 7H65L66 6V4H65V6L64 5H62ZM73 6H75V5H73ZM75 6V7H76ZM192 6V5H191ZM194 6V5H193ZM199 6V5H198ZM201 6V5H200ZM11 7V8H10ZM46 7V6H45ZM195 7V6H194ZM194 7H193V9H194ZM202 7V6H201ZM68 8H70V7H68ZM67 8V9H68ZM80 8V7H79ZM148 8V7H147ZM157 8V7H156ZM182 8H184V7H180V8H178V9H182ZM189 8V7H188ZM195 8H198L199 9V7H195ZM204 8V7H203ZM47 9V10H48ZM61 9V8H60ZM63 9V8H62ZM66 9V10H67ZM74 9V8H73ZM76 9H78V8H76ZM177 9V10H178ZM197 9V10H198ZM12 10H13V12H12ZM81 10V9H80ZM79 10V11H80ZM89 10H90V12H89ZM103 10V9H102ZM148 10V9H147ZM204 10V9H203ZM61 11V10H60ZM62 11H64V10H62ZM76 11V10H75ZM100 11V10H99ZM151 13H152V9L151 10H149ZM154 11V10H153ZM158 11V10H157ZM195 11V10H194ZM193 11V12H194ZM212 11V12H213ZM12 12V13H11ZM44 12H46L45 14H43ZM65 13H66V11H64ZM71 11H69L68 13L69 14H71L70 13ZM77 12H78V10H77ZM82 12V11H81ZM104 12V11H103ZM105 12V13H106ZM143 12H145V14H143ZM148 12V11H147ZM164 12H166V11H164ZM163 12V14H165ZM180 12V11H179ZM197 12H199L200 13V11H197ZM205 12H208V11H205ZM65 13H62V14H65ZM154 13H155V11H154ZM154 13H153V15H154ZM202 13H204V12H202ZM12 14H13V16H12ZM61 14V13H60ZM85 14V13H84ZM100 14H102L101 12H100ZM149 14V13H148ZM74 15V14H73ZM76 16H77V14H75ZM105 15V14H104ZM152 15V19H153V16ZM156 15V14H155ZM168 15V14H167ZM208 15V14H207ZM63 16V15H62ZM65 16H67V13H66V15ZM72 16V15H71ZM71 16H69V17H71ZM81 16V15H80ZM147 16H149V15H147ZM151 16V15H150ZM161 16V15H160ZM176 16H178L179 17V15H176ZM209 16V15H208ZM64 17V16H63ZM95 17V16H94ZM98 17H99V14H98ZM100 17H103V16H101L100 15ZM162 17H163V19L166 17L165 15H162ZM169 18H170V16H168ZM212 17H213V15H212ZM15 18H17V19H19L20 21H18V20H16V21H14V22H16V23H14L13 22V20L15 19ZM57 18V17H56ZM60 18H61V16H60ZM71 18H73V17H71ZM70 18V21L72 20ZM80 18V17H79ZM78 18V20H80ZM82 18V17H81ZM97 18V17H96ZM144 18V19H143ZM160 18V17H159ZM175 18H177V17H175ZM195 18V17H194ZM205 18V17H204ZM210 18H211V16H210ZM55 19V18H54ZM59 19V18H58ZM63 19V18H62ZM66 19H67V17H66ZM65 19V20H66ZM69 19V18H68ZM74 20L76 19V18H73ZM82 19V20H83ZM155 19H156V17H155ZM168 19V18H167ZM197 19V18H196ZM207 19V18H206ZM205 19V20H206ZM65 20H64V23H65ZM89 20V21H88ZM97 20V19H96ZM95 20V21H96ZM111 20V19H110ZM109 20V21H110ZM147 20V19H146ZM170 20V19H169ZM175 20H177V19H175ZM174 20V21H175ZM178 20H179V18H178ZM195 20V19H194ZM208 20V19H207ZM214 20V19H213ZM234 20H236V21H234ZM56 21V20H55ZM54 21V22H55ZM99 21V20H98ZM104 20H102V22H103ZM144 21H145V23H144ZM148 21V20H147ZM154 21H158V20H154L153 19V23H154ZM164 21H166V19L164 20ZM172 21V20H171ZM171 21H169V24H170V22ZM174 21H172L173 23H174ZM67 22V21H66ZM72 22V21H71ZM70 22V23H71ZM81 22H79V24H81ZM93 22V21H92ZM161 22H163L162 21V18H161ZM205 22V21H204ZM207 23L209 22V21H206ZM244 22H246V23H244ZM52 23H53V26H54V29H52L50 32L52 33V31L54 30V36H56V43H55V50L53 51V50H51V51H53L52 53H53V55L54 56H52L51 58H47V56H49L48 54H47V48H49L46 44H50L52 41H49L50 43H48V38H51V35L49 36V33H48V31L51 29L50 27H51V25H52ZM100 23H101V21H100ZM104 23V22H103ZM106 23H107V21H106ZM109 23V22H108ZM155 23H157V22H155ZM160 23V22H159ZM173 23H171V24H173ZM175 23H176V21H175ZM203 23V22H202ZM211 23V22H210ZM213 23V22H212ZM245 25H244V24ZM66 24V23H65ZM69 24V23H68ZM72 24H74V23H72ZM113 24V25H112ZM121 24V25H122ZM158 24V23H157ZM161 24V23H160ZM163 24V23H162ZM165 25H166V23H164ZM167 24H168V22H167ZM205 24V23H204ZM64 25V24H63ZM70 25V24H69ZM75 25H76V23H75ZM108 25V24H107ZM147 25V24H146ZM159 25V24H158ZM165 25H163L162 26V28H164V26ZM175 25V24H174ZM174 25L172 26L173 27V29H174ZM202 25L203 24H201V27H202ZM66 26V25H65ZM77 26V25H76ZM135 26V25H134ZM161 26V25H160ZM205 26V25H204ZM130 27V26H129ZM155 27H156V25H155ZM166 27L167 28H165V31L166 30H168V31H170L169 29H170V27H168V25H166ZM196 27V26H195ZM199 27V26H198ZM264 27V26H263ZM53 28V27H52ZM64 28H66V27H64ZM117 28V31H119V29ZM120 28H123L122 26L120 27ZM136 28H137V30H139V32H140V30L141 29H138L139 27H137L136 26ZM71 30H72V28H70ZM69 29V30H70ZM110 29V28H109ZM112 29V28H111ZM158 29H161V27H159ZM189 29V28H188ZM201 29V28H200ZM263 29V28H262ZM102 30V31H101ZM116 29H114V31H115ZM194 30V29H193ZM105 31H107V30H105ZM113 31V30H112ZM116 31V32H117ZM122 31H123V29H122ZM131 31V30H130ZM160 31V30H159ZM164 31V33H165V36H167L168 37V35H169V33H167L166 34V32ZM172 31V30H171ZM174 31V30H173ZM176 31H178V30H175L174 31V33L176 32ZM197 31H199V30H197ZM202 31V30H201ZM205 31V30H204ZM77 32V31H76ZM75 32V33H76ZM97 32H99L98 34H97ZM104 32V31H103ZM116 32H114V33H116ZM124 32V31H123ZM129 32V31H128ZM139 32H134V34H136V33H138L139 34ZM196 32V31H195ZM200 32V31H199ZM199 32H196V33H199ZM50 33V34H51ZM113 33V32H112ZM111 33V34H112ZM113 33V34H114ZM122 33V32H121ZM130 33V32H129ZM144 33V32H143ZM143 33H142V36L143 37H145L144 35H143ZM161 33V32H160ZM164 33H162V34H164ZM178 33H180V32H178ZM192 33V35H194L193 34V32H191ZM97 34V35H96ZM105 34V33H104ZM108 34H109V32H108ZM171 34V33H170ZM201 34V33H200ZM202 34H205L204 32L202 33ZM76 35V34H75ZM74 35V36H75ZM133 35V34H132ZM140 35V34H139ZM138 35V36H139ZM49 36V37H48ZM53 36V37H54ZM112 36V35H111ZM134 36V35H133ZM159 36H161V34H159ZM199 36V35H198ZM201 36L199 37V38H201ZM52 37V38H53ZM197 37V36H196ZM126 38H127V36H126ZM129 38V37H128ZM127 38V39H128ZM136 38V37H135ZM135 38H134V40H135ZM137 38H142V37H137ZM161 38V37H160ZM162 38H163V36H162ZM166 38V37H165ZM198 38V39H199ZM55 39V38H54ZM126 39V40H127ZM130 39H132L131 37H130ZM193 39H195V40H197L196 38H193ZM76 40V41H75ZM102 40V39H101ZM138 40V39H137ZM142 40V39H141ZM145 40V39H144ZM163 40H165L166 41V39H163ZM190 40V39H189ZM194 40V41H195ZM104 40H102L101 42L102 43H104L103 42ZM143 41V40H142ZM141 41V42H142ZM161 41H162V39H161ZM165 41H163V42H165ZM193 41V42H194ZM200 41V40H199ZM132 42H134L133 41V39H132ZM140 42V43H141ZM163 42H160V44H159V46L160 45H162L163 44ZM192 42V43H193ZM102 43H101V45H102ZM126 43H128V41L126 42ZM129 43H131V42H129ZM137 43H139V42H137ZM139 43V44H140ZM146 43V42H145ZM162 43V44H161ZM196 43V42H195ZM197 43H199L198 41H197ZM52 44H54V42H52ZM134 45V44H133ZM136 45V44H135ZM166 45V44H165ZM165 45H163V46H165ZM193 45V44H192ZM256 45H258V44H256ZM50 46L51 47H53L51 44H50ZM163 46H160V47H163ZM198 46V45H197ZM101 47V46H100ZM142 47V46H141ZM144 47H146V44H145V46ZM143 47V48H144ZM190 47H192L191 45H190ZM189 46H188V48H190ZM262 47V46H261ZM118 48V47H117ZM128 48H130V47H128ZM134 48V47H133ZM138 48V47H137ZM136 47L134 48V49H137ZM166 48H168V46L166 47ZM194 48H198V47H193V49ZM51 49V48H50ZM132 49V48H131ZM131 49H129L130 51H131ZM139 50H141L140 48H138ZM138 49L137 50H133V51H135V52H138ZM169 49V48H168ZM192 49V50H193ZM261 48L259 47V50H260ZM116 50V49H115ZM120 50V49H119ZM128 50V49H127ZM147 50V49H146ZM145 50V51H146ZM162 50V49H161ZM195 50V49H194ZM197 50H195V51H197ZM264 50V49H263ZM262 50V51H263ZM49 52H50V50H48ZM113 51H114V49H113ZM121 51V53L118 51V49H117V51H115V54H114V59H112V60H114L115 61V63H117L118 62V60H119V58H120V56H119V53H120V55L122 56V50H120ZM164 51V50H163ZM188 51V50H187ZM261 51V50H260ZM83 52V53H82ZM86 52V54H88ZM97 51L95 50L94 51V53H96ZM98 52H99V50H98ZM134 52V53H135ZM189 52H190V50H189ZM188 52V53H189ZM259 52V51H258ZM82 53V54H81ZM125 53H127V52H125ZM124 53V54H125ZM139 53V52H138ZM156 53H158L157 51H156ZM162 53L163 52H159L158 53V57H156L155 58V60L154 59H150V61L148 62V60L146 61V56H145V52H141L140 53V55L138 56V59H137V62H136V66L135 65H133V66H135L136 68H134V70L132 69V71H130V77L128 78V72L126 71V74L127 75H125V76H127V79H131V80H129L130 81V86H131V84L133 85H135V84H137L138 86H140V90H139V92H141L140 94L139 93H137V95L139 94V96H141L140 98L141 99H143L144 98V95H145V97H146V100L145 99H143L144 101H147L148 99H151V98H149V96H152L153 95V93L155 92H151V88L155 85V88H156V84H160L159 83V81H161V79L160 78H158L160 75H159V73H155V74H153V78L152 79H150L149 78V76H150V74H152L158 67H159V65H160V62H161V56H162ZM191 53V52H190ZM189 53V54H190ZM194 53V52H193ZM244 53V54H243ZM73 54V55H72ZM129 54V53H128ZM127 54V55H128ZM137 54V53H136ZM197 54V53H196ZM196 54H195V56H196ZM238 54H242V55H240L241 57H236ZM46 55V56H45ZM50 55H52L51 54V52H50ZM126 55V58H125V56H123L124 58H125V62L127 63V65H129L128 64V62L129 63H131L130 61H132L131 59H130V61H129V56H127ZM191 55H193L192 53H191ZM198 55V54H197ZM257 55H259V54H257ZM75 56V59L76 58H78V57H76ZM86 56V55H85ZM135 56V55H134ZM262 56V55H261ZM87 57V56H86ZM190 57V56H189ZM194 57V56H193ZM197 57V56H196ZM84 58V57H83ZM186 58V57H185ZM188 58V57H187ZM186 58V59H187ZM258 58V57H257ZM260 58V57H259ZM263 58V57H262ZM262 58H260V59H262ZM79 59H81V58H79ZM87 59V58H86ZM85 59V60H86ZM189 59V58H188ZM190 59H193V58H190ZM189 59V60H190ZM195 59H197V58H194V60ZM256 59V58H255ZM260 59H258V60H260ZM78 60V59H77ZM134 60L136 61V59L134 58ZM133 60V62L135 63V61ZM184 60V58L182 59V61ZM193 60V61H194ZM75 61V62H74ZM83 61V60H82ZM88 61V60H87ZM86 61V62H87ZM185 61V60H184ZM183 61V62H184ZM191 61V60H190ZM255 61L256 60H254V63H255ZM85 62V61H84ZM188 61H186V62H184V63H187ZM233 62V61H232ZM233 62V63H234ZM257 62V61H256ZM260 62V61H259ZM259 62H258V64H259ZM95 63V62H94ZM180 63V62H179ZM190 63H192V64H190ZM189 63V65H193L194 63L193 62H190ZM196 63H197V61H196ZM195 63V64H196ZM199 63V62H198ZM72 64V65H71ZM79 64V66H80V63H78ZM87 64H88V62H87ZM90 64V63H89ZM113 64H114V62H113ZM188 64V63H187ZM224 64V65H223ZM236 64V63H235ZM251 64V65H250ZM257 64V65H258ZM77 65V64H76ZM84 65L86 66V64L84 63ZM93 64H91V66H92ZM229 65V64H228ZM234 65V64H233ZM233 65L231 66V67H233ZM255 65V64H254ZM83 66V65H82ZM85 66H83V67H85ZM182 66V65H181ZM184 66H186L185 64H184ZM195 66V65H194ZM236 66V65H235ZM77 67V66H76ZM114 67V66H113ZM188 67V66H187ZM193 67V66H192ZM225 67H226V65H225ZM229 67V66H228ZM227 67V68H228ZM251 67H253V65L251 66ZM94 68H95V66H94ZM115 68V71H116V68H117V66L116 67H114ZM132 68V67H131ZM180 68V67H179ZM236 68V67H235ZM254 68V67H253ZM78 69V68H77ZM79 69H80V67H79ZM90 69H92V68H90ZM118 69V68H117ZM181 70H183V68L181 67L180 68ZM190 69H191V67H190ZM241 69H242V67H241ZM251 69V68H250ZM250 69H248V70H250ZM258 69V68H257ZM256 68H254V70L255 71H258ZM95 70V69H94ZM112 70V69H111ZM114 70V69H113ZM159 70V69H158ZM180 70V71H181ZM186 70V69H185ZM189 70V69H188ZM225 70H228V73H229V70L230 69H225ZM254 70H253V72H254ZM177 71V70H176ZM179 71V72H180ZM190 71V70H189ZM242 71V70H241ZM247 71V70H246ZM86 72V73H85ZM111 72L112 71H110V74H111ZM114 72V71H113ZM112 72V73H113ZM158 72V71H157ZM174 72V71H173ZM240 72V71H239ZM243 72H244V69H243ZM243 72L241 73V75L243 74ZM252 72V71H251ZM172 73V72H171ZM182 73H183V71H182ZM189 73V72H188ZM233 73V72H232ZM235 73V72H234ZM117 74H119V72L117 73ZM117 74H115L116 76H117ZM125 74V73H124ZM157 74L159 75V76H157ZM235 74H238V73H235ZM234 74V75H235ZM245 74V73H244ZM249 74V73H248ZM255 74H258V73H255ZM35 75H37V76H35ZM49 75L52 77V79H53V77H54V79H56V81L59 83L58 85H55V86H51L50 88H49V92L47 91V90H45L44 88H39V86H41V84L43 85V84H45V83H43V82H41L42 80H45L44 78H46L47 76L49 77ZM112 75V74H111ZM173 75V74H172ZM171 75V76H172ZM180 75V74H179ZM179 75H177V76H179ZM182 75V74H181ZM183 75H185V73L183 74ZM182 75V76H183ZM232 75V74H231ZM230 75V76H231ZM240 75V74H239ZM239 75H237V77L239 78ZM247 75V74H246ZM85 76L87 77V78H85ZM114 76V75H113ZM112 76V77H113ZM115 76V77H116ZM162 76V75H161ZM170 76V77H171ZM181 76V77H182ZM189 76V75H188ZM187 76V77H188ZM244 76V75H243ZM243 76H241L240 77V82L241 83H243L244 82V78L242 79V77ZM253 76V75H252ZM77 77H80V78H77ZM118 77V76H117ZM232 77H236V76H232ZM259 77V76H258ZM120 78V77H119ZM162 79H163V77H161ZM173 78H174V75H173ZM247 78V77H246ZM250 79L252 78V77H249ZM260 78V77H259ZM259 78H257V80L259 79ZM47 79H49V78H47ZM53 79V80H54ZM78 81H77V80ZM125 79H126V77H125ZM126 79V80H127ZM179 79V78H178ZM181 79V78H180ZM184 79V78H183ZM182 79V80H183ZM197 79H199V80H197ZM226 79H225V81H226ZM253 79V78H252ZM118 80V79H117ZM120 80V79H119ZM123 80V79H122ZM121 80V81H122ZM125 80V81H126ZM185 80V79H184ZM238 80V79H237ZM69 81V80H68ZM73 81V80H72ZM110 81H111V79H110ZM116 81V80H115ZM115 81L113 80L112 82H108L109 84H111V83H115ZM165 81H167V79L165 78ZM165 81L163 82V83H165ZM235 81H236V78H235ZM255 81V80H254ZM259 81V80H258ZM49 82V81H48ZM47 82V83H48ZM71 82V81H70ZM117 83H118V85H119V83H121L120 81L118 82V81H116ZM128 82V81H127ZM127 82H124V80H123V84L124 83H127ZM178 82V81H177ZM256 82V81H255ZM50 83V82H49ZM48 83V84H49ZM73 83H74V81H73ZM121 83V84H122ZM161 83H162V81H161ZM169 83V82H168ZM172 83H174V80H173V82ZM176 83V82H175ZM174 83V84H175ZM186 83V82H185ZM197 83V82H196ZM198 83H201V82H198ZM227 83V82H226ZM233 83V82H232ZM54 84H55V81H54ZM61 84L62 85H64L63 87H61ZM67 84H69V82L67 83ZM129 83H127V85H128ZM174 84H172V85H174ZM178 84V83H177ZM184 84V81H183V83H182V85ZM246 84V83H245ZM248 84V83H247ZM257 84V83H256ZM71 85H73V84H71ZM75 85H77V84H75ZM81 85V86H82ZM112 85V84H111ZM115 85H117V84H115ZM162 85V84H161ZM164 85V84H163ZM168 87L170 86V85H168V84H166ZM182 85H179V86H181V87H184V86H182ZM194 85V84H193ZM193 85H191V87L193 86ZM196 85V84H195ZM228 85H230V84H228ZM232 85V84H231ZM242 85H244V84H242ZM251 85V84H250ZM253 85H255V84H253ZM68 86V85H67ZM110 86V85H109ZM125 86H126V84H125ZM125 86H122V87H125ZM129 86V85H128ZM159 86V85H158ZM82 87H84V86H82ZM115 87V86H114ZM117 87V86H116ZM137 87V86H136ZM136 87H134L135 88V91H136ZM193 87H195V86H193ZM237 87V86H236ZM241 87V86H240ZM242 87H245V85L244 86H242ZM241 87V88H242ZM251 87V86H250ZM46 88V87H45ZM48 88V87H47ZM69 88H72V87H69ZM74 88H77V86H73V88H72V90L74 89ZM111 88V87H110ZM128 88V87H127ZM155 88H152V89H154V90H156ZM175 89H176V86L174 87ZM177 88H179L178 86H177ZM186 89L188 88V89H190L191 90V88H190V84H189V86L188 87H185ZM184 88V89H185ZM200 88V87H199ZM238 88V87H237ZM247 89H248V87H246ZM251 88H254V90L253 89H251V90H253V92L255 91V87H251ZM82 89V88H81ZM125 89V88H124ZM129 89H130V87H129ZM128 89V90H129ZM132 89H133V87H132ZM159 89H161L160 87H159ZM163 89V88H162ZM170 89V88H169ZM175 89L173 90V91H175ZM180 89H182V88H180ZM180 89H178L179 91V93H180ZM183 89V90H184ZM201 89V88H200ZM225 91H224V90ZM231 89V88H230ZM232 89H233V92H234V87L232 86ZM77 90V89H76ZM83 90H85V89H82V91ZM112 91H113V88L111 89ZM119 90V89H118ZM118 90H116V92L118 91ZM127 90V91H128ZM168 90V89H167ZM182 90V91H183ZM194 90V93L196 92V89H192V91ZM216 90V91H215ZM235 90H237V89H235ZM250 90V89H249ZM68 91H70V89L68 90ZM73 91H75V90H73ZM80 91V90H79ZM111 91V92H112ZM130 91V90H129ZM132 91V90H131ZM186 91V90H185ZM188 91V90H187ZM186 91V92H187ZM198 92H199V90H197ZM231 91V90H230ZM240 91V90H239ZM238 91V92H239ZM78 92V91H77ZM119 92V91H118ZM124 92H126V91H123V93ZM133 92V91H132ZM160 91H158V93H159ZM163 93L165 92V90L164 91H162ZM170 92V91H169ZM177 92V93H178ZM185 92V93H186ZM188 92H190V91H188ZM187 92V93H188ZM216 92V93H217ZM244 92L247 94V92L245 91V89H244ZM244 92H242L243 94H245ZM73 93V92H72ZM72 93H70V94H72ZM75 93H76V91H75ZM82 93V92H81ZM129 93V92H128ZM134 93V92H133ZM166 93H168V92H166ZM174 93V92H173ZM172 93V94H173ZM184 93V92H183ZM186 93V94H187ZM192 93V92H191ZM211 93H213V92H211ZM215 93V94H216ZM230 93V92H229ZM232 93V92H231ZM235 94L234 95H236V92H234ZM241 92H240V95L242 94ZM249 93H250V91H249ZM254 93H256V92H254ZM69 93H67V95H68ZM79 94V93H78ZM112 94H113V92H112ZM125 94V93H124ZM131 94V93H130ZM135 94V93H134ZM155 94H156V92H155ZM169 94V93H168ZM168 94H166V95H168ZM171 94V95H172ZM174 94H176V93H174ZM182 94V93H181ZM185 94V95H186ZM193 94V93H192ZM195 94H197V93H195ZM64 95V96H63ZM74 95V94H73ZM76 95V94H75ZM80 95H82V94H80ZM126 95V94H125ZM129 95V94H128ZM136 95V94H135ZM162 95V94H161ZM161 95H159V96H161ZM164 95V94H163ZM165 95V96H166ZM178 95V94H177ZM184 95V96H185ZM189 96H190V94H188ZM187 95V96H188ZM194 95V94H193ZM199 95V94H198ZM217 95V94H216ZM45 96H48V98L46 99V101L44 100L45 98ZM78 96V95H77ZM115 96H116V93H115ZM170 96V95H169ZM168 96V97H169ZM192 96V95H191ZM190 96V97H191ZM197 96V95H196ZM211 96V95H210ZM51 97V100L50 101H48L49 100V98ZM76 97V96H75ZM74 97V98H75ZM81 97H83V96H81ZM80 97V98H81ZM126 97H128V96H126ZM154 97H156V96H154ZM167 97V96H166ZM172 97H175L174 95L173 96H170V99L169 100H174V99H171ZM194 97V96H193ZM191 98V99H194V98ZM202 97V96H201ZM209 97V96H208ZM212 97V96H211ZM217 97V96H216ZM247 97V96H246ZM62 98V99H63ZM77 98V97H76ZM125 97H123V99H124ZM130 98V97H129ZM132 98H133V95H132ZM179 98V97H178ZM180 98H182V97H180ZM186 98V97H185ZM187 98H189V97H187ZM200 98V97H199ZM210 98V97H209ZM243 98V97H242ZM122 99V98H121ZM123 99H122V101H121V103L123 102ZM136 99V98H135ZM139 99V98H138ZM140 99V100H141ZM159 99H161V98H159ZM163 99V98H162ZM166 99H168V98H166ZM190 99V98H189ZM190 99V100H191ZM196 99V98H195ZM198 99V98H197ZM211 99H213V97L211 98ZM211 99H209L210 100V104H212L213 105V101H212V103H211ZM220 99V100H221ZM240 99V98H239ZM44 101V102H40V104L35 108L34 106L35 105H33V104H35V103H37V101ZM64 100V99H63ZM143 100H141L142 102H143ZM165 100V99H164ZM181 100V99H180ZM189 100V101H190ZM200 100H201V98H200ZM203 100V99H202ZM208 100V101H209ZM219 100V99H218ZM219 100V101H220ZM236 100V99H235ZM242 100V99H241ZM71 101H73V100H71ZM140 101V102H141ZM149 101V100H148ZM147 101V102H148ZM178 101V100H177ZM184 103H186V101H188V100H185L184 99ZM188 101V102H189ZM195 101V100H194ZM215 102L217 101V100H214ZM221 101V103H219V104H222L223 102H225V100L222 102ZM232 101V100H231ZM238 101V100H237ZM65 102H66V100H65ZM141 102V103H142ZM160 102V101H159ZM163 101H161L160 102V104L162 103ZM165 102V101H164ZM164 102L162 103V104H164ZM171 102V101H170ZM170 102H169V105H170ZM179 102V101H178ZM192 102V101H191ZM207 102V101H206ZM205 101H204V103H206ZM239 102H241V101H239ZM243 102V101H242ZM120 103V104H121ZM145 103V102H144ZM143 103V104H144ZM152 103V102H151ZM151 103H147L148 104V106H149V104H151ZM173 103V102H172ZM171 103V104H172ZM184 103H183V106H184ZM190 103V102H189ZM199 103V102H198ZM198 103H197V105H198ZM204 103H202L203 105H205ZM226 103V102H225ZM229 103V102H228ZM232 102H230V104H231ZM236 103V102H235ZM235 103H234V106H235ZM38 104V103H37ZM36 104V105H37ZM72 104V103H71ZM124 104V103H123ZM123 104H122V106H123ZM159 104V105H160ZM165 104H166V102H165ZM168 104V103H167ZM182 104V103H181ZM180 104V105H181ZM187 104V103H186ZM191 104V103H190ZM193 104V103H192ZM191 104V105H192ZM195 104V103H194ZM193 104V105H194ZM218 104V103H217ZM245 104V103H244ZM63 105H65V103L63 104ZM159 105H158V107H159ZM174 105V104H173ZM180 105H178V106H180ZM197 105L195 104V109H198V107H197ZM200 105V104H199ZM226 105V104H225ZM77 106V105H76ZM84 106V105H83ZM120 107H121V105H119ZM119 106H118V109L120 110L121 108H119ZM167 107H169L168 105H166ZM177 106V107H178ZM187 105H185V107H186ZM209 105H207V107H208ZM215 106V105H214ZM214 106H212V107H214ZM221 107H222V105H220ZM241 106V105H240ZM242 106H243V104H242ZM157 107V108H158ZM162 107V106H161ZM160 107V108H161ZM181 107H182V105H181ZM189 107V106H188ZM187 107V108H188ZM206 107V108H207ZM223 107H224V109H225V106H224V104H223ZM222 107V108H223ZM227 107H228V104H227ZM40 108H42V109H46V110H44L43 112L44 113H42V114H39V110L38 109H40ZM67 108V107H66ZM65 108V109H66ZM76 108H79L78 109V115H76V116H78L79 118H80V116H81V114H82V110L83 109H85L84 107H82V105H80V107L78 106V107H76ZM75 108V109H76ZM123 108H125V107H123ZM147 108H149V107H147ZM146 108V109H147ZM157 108H153L154 110L155 109H157ZM187 108H185V110L187 109ZM191 108V107H190ZM200 108H201V106H200ZM204 108V107H203ZM217 108H219V106L218 107H216L215 109H217ZM221 108V109H222ZM238 108H239V106H238ZM41 109V110H42ZM126 109H127V106H126ZM165 109H166V107H165ZM169 109V108H168ZM174 109V108H173ZM180 109V108H179ZM183 109H184V107H183ZM183 109H182V111H183ZM189 109V108H188ZM210 109L212 110L213 108H211L210 107ZM210 109H207V110H209V112L211 111ZM224 109L222 110L223 112H224V114H225V111H224ZM231 109H233V110H235V111H237V107L236 108H231ZM242 109V108H241ZM240 109V110H241ZM77 110V109H76ZM123 110V109H122ZM122 110H120V111H122ZM157 110H160V109H157ZM181 110V109H180ZM180 110L178 111V113L180 112ZM185 110H184V112H185ZM191 110V109H190ZM189 110V111H190ZM201 110V109H200ZM207 110L205 111V109H204V113L205 112H207ZM226 110V109H225ZM229 110H230V107H229ZM239 110V109H238ZM70 111H71V109H70ZM84 111V110H83ZM123 111H125L126 112V110H123ZM148 111V110H147ZM170 111V110H169ZM173 111V110H172ZM176 111V112H177ZM182 111H181V113H182ZM187 111V110H186ZM192 111H193V109H192ZM203 111V110H202ZM216 111V110H215ZM218 111V110H217ZM234 111V112H235ZM243 111V110H242ZM64 112V111H63ZM86 112V111H85ZM116 112V111H115ZM117 112H119V111H117ZM125 112H123V116H124V114H125ZM151 112H153V111H151ZM166 112H167V109H166ZM195 112L197 113V111L195 110ZM199 112H201V111H199ZM208 112V113H209ZM214 112V111H213ZM221 111H219V113H220ZM222 112V113H223ZM239 112V111H238ZM238 112H236L237 114H240V113H238ZM244 112V111H243ZM69 113V112H68ZM168 113H170V112H168ZM180 113V114H181ZM195 113V114H196ZM203 113V114H204ZM218 113V112H217ZM217 113H216V115H217ZM221 113V114H222ZM65 114V113H64ZM63 114V115H64ZM118 114V113H117ZM153 114V113H152ZM175 112H174V115L173 116H175ZM188 114H189V112H188ZM192 115H193V112L191 113ZM202 113H201V115H203ZM229 114V113H228ZM227 114V115H228ZM242 114V113H241ZM66 115V114H65ZM87 115V114H86ZM119 115V114H118ZM121 115H122V112H121ZM164 115V114H163ZM166 115H167V113H166ZM178 115V114H177ZM184 115L185 116H187L185 113H183V115H182V117H184ZM191 115V116H192ZM197 115H200V114H198L197 113ZM196 115V116H197ZM205 116H206V114H204ZM209 115V114H208ZM207 115V116H208ZM211 115V114H210ZM216 115H213L214 117L216 116ZM231 115H233V114H231ZM234 115H236V114H234ZM58 116V117H57ZM85 116V115H84ZM83 116V117H84ZM127 117H128V114L126 115ZM145 116V115H144ZM148 116V115H147ZM146 116V117H147ZM151 116V115H150ZM169 116H171L172 117V115L171 114H169ZM168 116V117H169ZM179 116V115H178ZM190 116V117H191ZM219 116V115H218ZM217 116V117H218ZM221 116V115H220ZM223 116V115H222ZM241 116V115H240ZM64 118V116H61L60 118H61V120L59 121L58 120V122H59V124L58 125H60L59 126V128H65V126L67 127V125H73V124H77V127H82V128H85V129H87V128H90V127H84V126H86L85 124H83V120L82 119H84L83 117H81L80 118V120L78 119H76V120H74L73 118L75 117V114L74 113H72V115L70 114V117L69 116H65V120L63 119ZM88 117H90V116H88ZM126 117V118H127ZM153 117V116H152ZM161 117V116H160ZM189 117V118H190ZM192 117H194V116H192ZM191 117V118H192ZM199 117V116H198ZM203 117V116H202ZM225 117V116H224ZM223 117V118H224ZM228 117V119H229V115L227 116ZM235 117V116H234ZM236 117H238V115L236 116ZM35 118H37V117H35ZM39 119H41L40 117H38ZM42 118V119H43ZM87 118V117H86ZM100 118H102V117H100ZM120 118V117H119ZM119 118H117V120H119ZM122 118V117H121ZM129 118V117H128ZM148 118V117H147ZM163 118V117H162ZM161 118V119H162ZM174 118V117H173ZM175 118H178L177 116L175 117ZM188 119L189 121H187V122H190V120H192V119ZM197 118V117H196ZM196 118H194V120H196ZM211 118V117H210ZM216 118V117H215ZM222 118V119H223ZM49 119V118H48ZM99 117L97 118V121H98V123H99V121H100V123H103L102 122V120L101 119H99ZM110 119V118H109ZM114 119V118H113ZM112 119V120H113ZM159 119V118H158ZM161 119H159V121L161 120ZM164 119V118H163ZM185 119H186V117H185ZM199 119V118H198ZM202 118L200 117V120H201ZM209 119V118H208ZM219 119V118H218ZM220 119H221V117H220ZM231 119H234L232 116H231ZM239 119H240V117H239ZM44 120V119H43ZM42 120V121H43ZM74 120V121H73ZM96 120V119H95ZM104 120H105V118H104ZM143 120V119H142ZM151 120H154V119H151L150 118V120L149 121H151ZM165 120H166V118H165ZM167 120H168V118H167ZM172 120H174V119H172L171 118V121ZM192 121V122H194V123H199V122H196V121ZM206 120H207V118H206ZM210 120H212V121H214L213 120V118L212 119H210ZM226 120V119H225ZM225 120L223 121V122H225ZM236 120H238V118H236ZM41 121V120H40ZM39 121V122H40ZM106 121H110V120H108V118H107V120ZM144 121V120H143ZM146 121V120H145ZM148 121V120H147ZM147 121H146V123H147ZM164 121V120H163ZM175 122H176V124H174L173 125V123H172V125L174 126V127H176V126H181L182 124H183V122H184V118L183 119H180V118H178V120H174ZM205 121V120H204ZM204 121H202L203 122V124L205 123ZM222 121V120H221ZM220 121V122H221ZM240 121V120H239ZM38 122V121H37ZM36 122V123H37ZM46 122H48V120L46 121ZM45 122V123H46ZM127 122H129V120L127 121ZM152 122V121H151ZM157 123V121H154V123ZM168 122H169V120H168ZM186 122V121H185ZM191 122V123H192ZM201 122V121H200ZM209 122V121H208ZM208 122H206L205 124H207ZM220 122H218V125L219 126H221L219 123ZM228 122V121H227ZM241 122H245V120L244 121H240V123ZM42 125H43V123L42 122H40ZM40 123H39V125H40ZM48 123H50V122H48ZM55 123V122H54ZM105 124H106V122H104ZM117 123V122H116ZM125 123V122H124ZM164 123H166V122H163V125H161V124H159V125H161V126H156V127H158V129L155 131V132H148L147 131V136L145 137L146 138V145H144L143 143V145L144 146H146V148H144V149H146L145 151H146V154H147V151H148V154H149V151H150V149L151 148H155L156 150H157V157H156V159H151L152 157V155L150 156L151 158H150V160L148 161V158L149 157H147V163H145L146 165H147V169H154V167H155V165L157 166L155 169L156 170H158L155 174L154 173H151V174H149L148 175V173H147V175H148V180H149V182L151 181L150 179H153V177H154V179L156 178L157 179V186L159 185V184H161L160 182H162V180H166V181H168V183H170L169 185H170V189L164 194V196L162 197V196H160V197H162L157 203L154 201L155 200V198L154 197H145V199L143 200V198H140V199H142L141 201H139V203L137 204L138 205V208H142V210H143V212L141 211L140 212V209H139V211L137 210L136 212H132L131 210V213H128L129 212V210H128V212H127V214H128V218H127V221L126 222H128L129 223V229L127 230L128 231V234L130 235H133V237L135 238V243H136V246H134V241H133V239H132V237H131V241L130 240H128L129 238H130V236H128V234H127V237H125L124 235L122 236V238H121V234L120 235H118L117 234V236H119L120 237V239H122V242L120 241V243H122V245L121 246H123L124 244H126V246L127 245H129V243L130 242H132L133 241V246H131L132 244H130L129 246H131V247H136V250L134 249V248H132V249H130V252L132 251L133 252V254L135 253L134 252V250L135 251H137V247H138V250H139V247L141 246L142 247V245L143 244H145V243H147V245H149V247L150 246H152V244L150 245L149 243H150V237H148L149 235H148V233H151L150 231L152 230V231H157V232H164V234L166 233V232H169L170 234H171V232H172V227L173 226H175V224H176V221L178 220V218H180V217H178L177 218V215L178 216H180L179 214H181L182 215V213H184V216H185V214L188 216L189 215V217H187L188 219H190L189 221H188V223H189V225L191 226V227H189V229H190V231L188 232L189 233V237L190 238H192V241H190V242H192L191 244H190V246L188 247V249H186L187 247H186V243H188L189 241H187V242H178V241H180V240H182V239H180L179 238V240L176 242V238L177 237H180V236H178L177 234H176V238L174 237V239H175V242H173V243H171L172 245H169V243L167 244L166 242L168 241V238H167V241L165 242V243H163V246L161 245V251H160V253H159V255H161L162 257H164L161 261H160V263L158 262V263H156V264H240L239 263V261H237L236 260V255L237 254H235V253H242L243 254V252L240 250V249H242L241 247H243L244 248V246H245V248H246V250L245 251H247L248 253H250L251 255H250V257H251V264H258L259 262H257L258 260H257V258H258V256L262 253V255H261V257H263V253H264V236L262 235L261 236V232H260V230H261V228H264V227H262L261 225H264V183H262V185L260 184V182H259V186H258V190H262L263 189V191L262 192H260V193H257L258 195H257V197H254V199H252L251 201H249L250 203H248L247 202V205L245 204V202H244V199H243V201H241L240 203L238 202V201H236L235 202V204L238 202L239 203V206H238V204H237V206L236 205H234V206H232V204L229 202L228 203V205H226V207H225V210H223V211H227L228 212V216H234L235 218H244L245 219V221L247 220V222H248V224L250 225H248L249 227H250V229H247V231L248 230H250V236H252V238L249 236V238L251 239H248L247 238V235H246V238L244 237V235L245 234H241V233H238L239 231H241V230H239V231H237V229H239V227L236 229V230H233V229H231V228H228L230 225H234V223L231 221V223L229 224V222L227 223L226 222V225L227 226H225V221L226 220H228V221H230L229 220V218L228 219H222V215L220 216V218H218L217 216V220L216 219H214V220H216V222L217 223H215V224H217L218 225V227H222V226H225L224 228V231H223V229H222V231H221V234L219 233L218 235H215V236H213V237H211L210 235H209V231L211 232V230H214V227L213 228H211V230H210V227H211V225H210V227L208 226V224H206V222H205V215H204V213H205V211H204V213L202 214V217L203 218H201L200 217V220L198 221V220H196L194 217H195V214H194V216L192 215V214H190L191 212H190V210H189V212H187V203L185 204L184 203V201H188V200H184L183 201V199H181L180 198V196H179V194H180V191L182 192V190H183V187H185V184L187 183V178L188 179H190L189 177H190V175L191 176H195V175H197L198 173H203V170H201V171H199V169L197 168V166L195 167V166H193L192 165V163H191V165L188 163L189 161L191 162L192 161V158L195 156V154H193L192 156L193 157H191V159L188 161V159L190 158V156L191 155H188V154H186L185 153V151H186V148H189L190 146H187L186 148H185V150L184 151H179V152H177L176 153V151L179 149H174V150H176L175 151V153L173 152V150H172V144H173V141H176L175 139H176V137L175 136H173V133L172 134H169V135H167L168 133V130H167V126H166V124H164ZM191 123H189L190 124V126L192 125V127L194 128L195 126H193V124H191ZM216 123V124H215ZM214 124H215V126L217 125V121L215 122ZM233 123H234V121H233ZM238 123V122H237ZM26 124H28V123H26ZM51 125L53 124V123H50ZM115 124V123H114ZM123 124V123H122ZM148 124V123H147ZM153 124V123H152ZM185 125H186V123H184ZM200 124V123H199ZM212 124V123H211ZM214 124H212V125H214ZM235 124V123H234ZM39 125H38V123L36 124V126H38L39 127ZM45 125V124H44ZM50 125V127L52 128V126ZM56 125V124H55ZM57 125V126H58ZM97 125L98 124H96L95 126L97 127ZM102 125V124H101ZM116 125V124H115ZM114 125V126H115ZM119 125H120V123H119ZM126 125V124H125ZM170 125H171V123H170ZM169 125V126H170ZM198 125V124H197ZM217 125V126H218ZM226 125H227V123H226ZM229 125V124H228ZM247 125V124H246ZM245 125V126H246ZM27 126V125H26ZM30 126H33L32 124L30 125ZM30 126H27L28 128L30 127ZM46 126V125H45ZM99 126L100 125H98V128L97 129H99ZM112 125L110 124V125H108V126H106L107 128H105V131H104V133L109 129V127H111ZM113 126V127H114ZM122 126V125H121ZM172 126V127H173ZM183 126V128L182 129H184V125H182ZM188 126V125H187ZM186 126V127H187ZM208 126V125H207ZM209 126L211 127V125H210V123H209ZM224 125H223V123H222V127H223ZM233 126V125H232ZM244 126V127H245ZM27 127H24V129L26 130V128ZM34 127H35V125H34ZM41 127H43V126H41ZM50 127H49V129H50ZM56 127V126H55ZM54 127V128H55ZM76 127V128H77ZM103 127H105L104 126V124H103ZM103 127H101V128H103ZM144 127V126H143ZM200 127V126H199ZM199 127L197 128V129H199ZM204 127V126H203ZM226 127V126H225ZM229 127H231V125L229 126ZM242 127V126H241ZM2 128H0V129H2ZM22 128V127H21ZM33 128V127H32ZM58 127H56V129H57ZM58 128V129H59ZM70 128V127H69ZM80 128H78V129H80ZM117 128H118V126H117ZM181 128V127H180ZM212 128H213V126H212ZM212 128H206V126H205V128L203 129V130H201L200 131V133L199 132H197L198 134H200L199 135V139L197 138V141H200V140H202V142L204 141H208L210 138H209V136H213L212 134H215V135H217L216 134V131H218V130H214L215 131V133H213L212 132ZM218 128V127H217ZM228 128V127H227ZM31 129V128H30ZM30 129H27V130H30ZM39 129V128H38ZM43 129H45V130H48L47 132H49V131H51V130H49L48 128L46 129L45 127L43 128ZM57 129V130H58ZM68 129V128H67ZM85 129H84V131H85ZM104 129V128H103ZM107 129V130H106ZM115 129V128H114ZM150 129V128H149ZM152 129H153V127H152ZM151 129V130H152ZM168 129H170L171 130V128H168ZM174 129V128H173ZM202 129V128H201ZM220 129V128H219ZM229 129V128H228ZM31 130H34V129H31ZM30 130V132H32V134H34L33 133V131H31ZM52 130H53V128H52ZM112 131H113V129H111ZM145 130H148V128H146ZM167 130V131H166ZM221 130H222V128H221ZM220 130V131H221ZM230 130H232V129H230ZM19 131V130H18ZM20 131H21V129H20ZM55 131V130H54ZM53 131V132H54ZM63 129H61L59 132H58V137H60L61 135H62V133H63ZM67 131V130H66ZM69 131V130H68ZM87 131V130H86ZM95 131H96V129H95ZM117 131V130H116ZM116 131L114 132V134L116 133ZM154 131V130H153ZM175 131V130H174ZM181 131H184V130H181ZM186 131V130H185ZM190 131V130H189ZM197 131H199V130H197ZM219 131V132H220ZM3 133H4V131H2ZM25 132V131H24ZM28 132V131H27ZM30 132H28L29 134H30ZM53 132H50V137H52L51 136V134L53 133ZM70 132H71V130H70ZM76 132H77V130H76ZM83 132V131H82ZM88 132V131H87ZM99 132H100V130H99ZM98 132V133H99ZM102 132V131H101ZM108 132V131H107ZM118 132V131H117ZM176 132V131H175ZM174 132V133H175ZM178 132H179V130H178ZM178 132H176V133H178ZM191 132H193V130L191 129ZM190 132V133H191ZM195 132V134H196V130L194 131ZM218 132V133H219ZM222 132H223V130H222ZM222 132H220L221 134L220 135H222ZM232 132V131H231ZM6 133V132H5ZM73 133H75V131L73 132ZM97 133V132H96ZM108 133H110L111 134V131L110 132H108ZM107 133V134H108ZM143 133V132H142ZM167 133V134H166ZM170 133V132H169ZM181 132H179V134H180ZM184 133V132H183ZM224 133V132H223ZM226 133H227V131H226ZM1 134V133H0ZM27 133L25 132V135H26ZM28 134V135H29ZM38 134H39V132H38ZM41 134V133H40ZM68 134V133H67ZM77 134H78V132H77ZM76 134V135H77ZM113 134V133H112ZM145 134V133H144ZM178 134V136H180ZM186 134V133H185ZM188 135H189V133H187ZM186 134V135H187ZM225 134V133H224ZM5 135H7V134H5ZM47 135H48V133H47ZM56 135H54L53 134V136L55 137ZM73 135V134H72ZM76 135H74V139L75 138H79V140L81 139L80 137H77ZM80 134H78V136H79ZM83 135H86L87 136V133L85 132V134L83 133ZM98 135H100V136H102L100 133L98 134ZM143 135V134H142ZM177 135V134H176ZM219 135V136H220ZM227 135H228V133H227ZM232 135V134H231ZM16 136V135H15ZM30 136H33V135H29L28 137H30ZM36 136V135H35ZM49 136V135H48ZM76 136V137H75ZM81 136V135H80ZM85 136V137H86ZM175 137V139L174 140H172V138L173 137ZM185 136V135H184ZM5 137V136H4ZM3 137V138H4ZM26 137V136H25ZM38 137V136H37ZM40 137V136H39ZM39 137H38V139H39ZM50 137H48L49 139H48V142H49V140L52 142V140L51 139H53L54 140V137L53 138H50ZM69 137V136H68ZM67 137V138H68ZM71 137V136H70ZM69 137V138H70ZM109 137H111V135H109ZM189 137H191V135H189ZM192 137H193V135H192ZM217 137H218V135H217ZM229 137V136H228ZM231 137V136H230ZM263 137V136H262ZM27 138V137H26ZM35 138V137H34ZM33 138V139H34ZM41 138V137H40ZM71 139V140H73L74 141V139ZM84 138V137H83ZM103 138H105L104 136L102 137V139ZM142 138V137H141ZM177 138H179V137H177ZM188 138V137H187ZM194 138V137H193ZM220 138V137H219ZM225 138H227V137H225ZM244 138V137H243ZM255 138V137H254ZM5 139H6V137H5ZM30 139V138H29ZM60 139V138H59ZM77 139H75V141L77 140ZM85 139V138H84ZM102 139L100 140V141H102ZM106 139V138H105ZM104 139V140H105ZM111 139H112V137H111ZM180 139V138H179ZM182 139H185L186 140V138H184V137H182ZM182 139L180 140V141H182ZM189 139V138H188ZM188 139H187V141H188ZM196 139V138H195ZM230 139V138H229ZM229 139H227L228 140V142H229ZM231 139H233V138H231ZM259 139H261V137H259ZM258 139V140H259ZM4 140V139H3ZM27 140V139H26ZM41 140V139H40ZM57 141H58V139H56ZM61 140V139H60ZM64 140V139H63ZM71 140H69L68 139V141L66 142V143H69ZM113 140V139H112ZM121 140V139H120ZM141 140V139H140ZM143 140V139H142ZM214 140V138L212 139V141ZM219 140V139H218ZM217 140V138H216V141H218ZM234 141L236 140V138L235 139H233ZM248 140V139H247ZM254 140V139H253ZM27 141H29V140H27ZM33 141V140H32ZM65 141V140H64ZM74 141V142H75ZM115 141H117L118 142V140H115ZM144 141V140H143ZM171 141H172V143H171ZM184 141V140H183ZM194 141V140H193ZM210 141V140H209ZM215 141V140H214ZM215 141V143H216V146H217V142ZM220 141V143H221V140H219ZM224 141V140H223ZM225 141H226V139H225ZM239 141V140H238ZM241 141V140H240ZM249 141H252V138H251V140L249 139ZM260 141H262V140H260ZM9 142V141H8ZM31 142V141H30ZM34 142V141H33ZM37 141H36V139H35V143H36ZM61 142V141H60ZM59 142V143H60ZM73 142V143H74ZM87 142V141H86ZM105 142V141H104ZM108 142V141H107ZM141 142V141H140ZM196 142V141H195ZM211 142V141H210ZM227 142V143H228ZM230 142H232V141H230ZM243 142V144H245V142L244 141H242ZM254 142V141H253ZM258 141H256V143H257ZM6 143V142H5ZM38 143V142H37ZM37 143H36V145H37ZM58 143V144H59ZM65 143V144H66ZM70 143H72V142H70ZM81 143V142H80ZM122 143V142H121ZM188 143V142H187ZM197 143V142H196ZM215 143H213V144H215ZM225 143V142H224ZM223 143V144H224ZM226 143V144H227ZM235 143V142H234ZM234 143H233V145H234ZM239 143V142H238ZM247 143V145H248V142H246ZM250 143V142H249ZM255 143V144H256ZM28 144V143H27ZM31 144H33L32 142H31ZM49 144V143H48ZM76 144V143H75ZM79 144V143H78ZM83 144V143H82ZM100 144H101V142H100ZM117 144V143H116ZM176 144V143H175ZM175 144H173V145H175ZM190 144H192V143H190ZM197 144H199V143H197ZM204 144V146H206L207 145V143H203ZM206 144V145H205ZM208 144H211V143H208ZM219 144V143H218ZM225 144V145H226ZM230 144V143H229ZM259 144L261 145V143L259 142ZM3 145H4V142L2 143V140H1V138H0V161H2V160H4L5 161V156L3 155V154H5V153H3ZM26 145V144H25ZM34 145V144H33ZM41 145H42V143H41ZM41 145H38L39 147L41 146ZM55 145V144H54ZM53 145V146H54ZM68 144H66L65 145V147L67 146ZM77 145V144H76ZM80 145V144H79ZM84 145H85V143H84ZM118 145H120V144H118ZM180 145H182V142H181V144ZM183 145H185V144H183ZM201 145H202V143H201ZM212 145V144H211ZM211 145L209 146L210 147V149H212V147H211ZM221 145H222V143H221ZM258 145V144H257ZM28 146V145H27ZM37 146V147H38ZM49 146V147H48ZM47 146V148L45 149L46 151H44L43 152V150L44 149H42V154H41V152H40V157L39 156H37L36 158H39L38 159V161L37 162H39L38 164L36 163V165H38L35 169V171L32 173V175H34V176H32L31 178V181H30V183H29V185L31 186V189H32V191H36V193H35V195L36 196H38V197H40V201H41V203L44 201L42 198L44 197V195H45V190H44V186H45V183H47V182H49V181H51V180H56L57 181V179H60L59 178V172L61 171L60 169L62 168V165H61V168L60 167H57L56 169L54 168L53 170H51V166H52V164L55 162L56 163V161L58 160V158H57V156H55V155H57V154H55V152H54V147H52L51 148V146L50 145H48ZM56 146H58V145H56ZM71 146V145H70ZM101 146V145H100ZM102 146H103V142H102ZM140 146V145H139ZM178 146V145H177ZM224 146V145H223ZM227 146V145H226ZM236 146V145H235ZM241 146V145H240ZM256 146V145H255ZM262 146H263V143H262ZM39 147L37 148V149H39ZM64 147V148H65ZM76 147V146H75ZM74 147V148H75ZM77 147H78V145H77ZM118 147V146H117ZM137 147V146H136ZM174 147H176V146H174ZM179 147V146H178ZM181 147V146H180ZM183 147V146H182ZM192 147V146H191ZM190 147V148H191ZM220 147V146H219ZM218 147V148H219ZM228 147H230V145H228ZM247 147V146H246ZM253 146H251V148H252ZM259 147V146H258ZM257 147V148H258ZM32 149H34L33 147H31ZM41 148V147H40ZM45 148V147H44ZM69 148H72V146L71 147H69ZM138 148H140V147H138ZM138 148H137V150H138ZM142 148H143V146H142ZM204 148V147H203ZM215 148V147H214ZM227 148V147H226ZM235 148V147H234ZM236 148H238V147H236ZM32 149H30V147L29 148H24V146L22 147V153H24V154H20V156H18V158H16L15 159V162H13L14 160H12V161H10V163L9 162H7V160H6V162H5V166L4 165H1L0 164V167L1 166H4V168L2 169V170H0V174H5V177H12V175L13 176H15V174H16V169L18 168V164L20 165V166H22L19 162H21L22 164L24 163V161H25V163L23 164V165H25L26 164V161L27 160H29L30 159V157L31 156H33L34 154V152L32 151ZM56 149H57V147H56ZM68 148L66 147V149H65V151H68L67 150ZM101 149V148H100ZM154 149V150H155ZM206 149H208L209 150V148H208V146H207V148H205V150ZM224 149V148H223ZM247 149H249V148H247ZM40 150V149H39ZM64 150V149H63ZM71 150V149H70ZM69 150V151H70ZM72 150H73V148H72ZM71 150V151H72ZM134 150V149H133ZM140 150V149H139ZM138 150V151H139ZM152 151V152H155V151ZM183 150V149H182ZM188 150V149H187ZM200 149L198 148V151H199ZM218 150V149H217ZM220 150V149H219ZM225 150H227V149H225ZM251 150V149H250ZM250 150H246V151H250ZM259 150H261V149H259ZM258 150V151H259ZM36 151V150H35ZM71 151H70V153L69 154H71L72 155V153H71ZM198 151H196V152H198ZM202 151V150H201ZM213 151V150H212ZM215 151H216V149H215ZM223 151V150H222ZM234 151V150H233ZM236 151V150H235ZM257 151V152H258ZM39 152V151H38ZM53 152H54V155L53 156H55V157H53L52 156V158L50 159V155H52L53 154ZM63 153V155L64 154H66L64 151H62ZM73 152V151H72ZM134 152H137V151H134ZM133 152V153H134ZM144 152V151H143ZM187 152V151H186ZM190 152H191V150H190ZM208 152V151H207ZM211 152V150L209 151V153ZM228 152H229V150H228ZM237 152H238V149H237ZM237 152H235V153H237ZM240 152V151H239ZM242 152L243 151H241L240 153L242 154ZM255 152V151H254ZM264 152V151H263ZM36 153V152H35ZM156 153V152H155ZM216 153H219V151H217V152H215L214 154H216ZM229 153H231V151L229 152ZM234 153V154H235ZM245 153V152H244ZM251 153H252V150H251ZM256 153V152H255ZM255 153H254V155H255ZM259 153V152H258ZM257 153V154H258ZM261 153V152H260ZM44 154V155H43ZM61 154V153H60ZM138 154V153H137ZM145 154V153H144ZM145 154V155H146ZM150 154H152V153H150ZM197 154H199V153H197ZM202 154V153H201ZM225 154H227V153H225ZM253 154V153H252ZM264 154V153H263ZM39 155V154H38ZM68 155V154H67ZM99 155V154H98ZM131 156H132V154H130ZM135 155V154H134ZM139 155V154H138ZM142 156H143V154H141ZM202 155H204L205 156V153H203ZM209 155V154H208ZM220 155H221V153H220ZM223 156H224V151H223V154H222ZM221 155V156H222ZM248 155H250L249 153H248ZM259 155V154H258ZM261 155H262V153H261ZM36 156V155H35ZM62 156V155H61ZM68 156H70V155H68ZM149 156V155H148ZM153 156H154V154H153ZM211 156H213L212 155V153H211ZM217 156V155H216ZM215 156V157H216ZM229 156H230V154H229ZM233 156V155H232ZM237 156H241L240 154L239 155H237ZM236 156V157H237ZM244 156H247V153H246V155H244ZM251 156H253V155H251ZM250 156V157H251ZM260 156V155H259ZM258 156V157H259ZM264 156V155H263ZM262 156V157H263ZM65 157H67L66 155H65ZM65 157H63L62 156V158L64 159ZM71 157V156H70ZM94 157V156H93ZM97 157V156H96ZM95 157V158H96ZM139 157V156H138ZM138 157H137V159H138ZM208 157V156H207ZM242 157V156H241ZM241 157H240V159H241ZM248 158H249V156H247ZM257 157V156H256ZM255 157V158H256ZM35 158V159H36ZM57 158V159H56ZM61 158V159H62ZM95 158H93L94 160H95ZM98 158V157H97ZM102 158V157H101ZM128 158V157H127ZM131 158V157H130ZM140 158H142V157H140ZM200 158H202V156L200 155ZM200 158L198 159V160H200ZM204 158V157H203ZM206 158V157H205ZM217 158V157H216ZM238 158V157H237ZM246 158V157H245ZM50 159V160H49ZM62 159V160H63ZM109 159V158H108ZM135 159V158H134ZM195 159V158H194ZM211 159V158H210ZM239 159V160H240ZM247 159V158H246ZM246 159H244V160H246ZM62 160H60L59 159V161L58 162H61L62 163ZM65 160V159H64ZM67 160V159H66ZM68 160H70V158L68 159ZM73 160V159H72ZM94 160H92V162H94L93 164H94V167H95V163H97L96 162V160L94 161ZM103 160V159H102ZM107 160V159H106ZM128 160L129 159H127V161L126 162H128ZM143 160V159H142ZM145 160L146 159H144V161L142 162L141 160V162L142 163H144L145 162ZM220 161H221V159H219ZM224 160V159H223ZM222 160V161H223ZM229 160H231L232 161V159L230 158ZM242 160V159H241ZM109 161V160H108ZM110 161H112V160H110ZM109 161V162H110ZM130 161H131V159H130ZM133 161H135V160H133ZM138 161V160H137ZM205 160H203V162H204ZM206 161H208V160H206ZM220 161H218V162H220ZM225 161H226V159H225ZM257 161V160H256ZM33 162V161H32ZM57 162V163H58ZM64 162V161H63ZM67 162V161H66ZM92 162H91V164H92ZM105 162H107V161H105ZM113 162V161H112ZM112 162H111V164H112ZM194 162H196V161H194ZM199 162V164H204L202 161H198ZM201 162V163H200ZM232 162H234V160L232 161ZM237 162H238V160H237ZM248 162V161H247ZM246 162V163H247ZM252 162V161H251ZM255 162V161H254ZM254 162H252L250 165H252ZM258 162H260V160L258 161ZM261 162H263V159L261 160ZM70 163V162H69ZM102 163H103V161H102ZM132 163V162H131ZM130 163V164H131ZM134 163V162H133ZM132 163V164H133ZM210 163V162H209ZM226 163H228V162H226ZM226 163H224L223 165H227L226 166V169L224 170L223 168V170H224V172H221V171H218V170H220V168L219 169H215L216 167V165L214 164V167L215 168H212L210 165L212 164H208V166H210L211 167V169H209V167H208V171H207V173H204L202 176H204L201 180V182L199 183L200 184V188H202V190H206L207 192H211L212 190H213V188L217 185V186H220L221 188L223 187V188H225L226 189V191L228 192V190L230 191V195L232 196V195H234V194H231V192L232 191H236L237 189H240L241 187H243V185H241V183H240V179L242 178V174H243V172H242V174H240L239 175V173H236V171H235V169H234V171H235V173L236 174H238V175H236V174H234V172H233V169H232V166L233 165H231V163H229V164H226ZM241 162H239V164H240ZM59 164V163H58ZM67 164H68V162H67ZM98 164V163H97ZM109 164V163H108ZM111 164H109V165H111ZM129 164V163H128ZM135 164V163H134ZM189 164V165H188ZM196 164V163H195ZM217 164V163H216ZM219 164V163H218ZM217 164V166L218 167H220L221 165V162H220V166ZM236 164V163H235ZM234 164V165H235ZM241 164H243V165H245L244 163H241ZM240 164V165H241ZM264 163H262V164H260V165H263ZM54 165V164H53ZM74 165V164H73ZM100 165V164H99ZM125 165H127V164H125ZM138 165V164H137ZM196 165H198V164H196ZM204 165H206V164H204ZM222 165V166H223ZM248 165H249V163H248ZM258 165V170H260L261 169V167L259 166V164H257ZM28 166H30V165H28ZM70 166V165H69ZM69 166H67V167H69ZM104 166V168H105V165H103ZM113 166V165H112ZM132 166V165H131ZM135 166V165H134ZM145 166V165H144ZM180 166L182 167L181 169H180ZM199 166V165H198ZM237 166H239L238 164H237ZM254 166H255V163H254ZM23 167V166H22ZM89 167H90V165H89ZM108 167V166H107ZM114 167V166H113ZM117 167V166H116ZM115 167V168H116ZM128 167H130V166H127V168L126 169H128ZM138 167H139V165H138ZM137 167V168H138ZM140 167H142V165L140 166ZM139 167V168H140ZM200 167H201V165H200ZM199 167V168H200ZM241 167V166H240ZM239 167V168H240ZM259 167H260V169H259ZM114 168V169H115ZM142 168H144V167H142ZM141 168V169H142ZM177 168V169H176ZM236 168V167H235ZM238 168V167H237ZM249 168V167H248ZM263 168V167H262ZM90 169V168H89ZM103 169V168H102ZM101 168L99 169V173H103V172H101V171H103ZM107 169V168H106ZM106 169H104L105 171H106ZM118 169V168H117ZM146 169V168H145ZM144 169V170H145ZM153 169L151 170V172L153 171ZM181 170V172H182V177L179 179V177H177V178H175V176H177V174H176V170H178L179 172H180V170ZM242 169V168H241ZM240 169V170H241ZM247 169V168H246ZM255 169H257V167L255 168ZM264 169V168H263ZM74 170V169H73ZM78 170V169H77ZM87 170H88V167H87ZM92 170H93V168H92ZM91 169H90V173H89V175L88 174H86V176H88V177H86L87 179H86V181L84 180V182L86 183V184H90V182H91V180H92V175L94 174V172L92 171ZM101 170V171H100ZM111 170V169H110ZM109 170V171H110ZM113 170V169H112ZM125 170V169H124ZM129 170V169H128ZM131 170H133L134 171V168L133 169H131ZM135 170H136V168H135ZM205 170H206V167H205ZM244 170V169H243ZM249 170V169H248ZM251 170V169H250ZM257 170V171H258ZM78 171H81V170H78ZM84 171L86 172V170L84 169ZM89 171V170H88ZM109 171H107V172H109ZM126 171V170H125ZM138 171V170H137ZM149 171V170H148ZM247 171V170H246ZM255 170H253V172H254ZM40 172H42V174L44 175L43 176V178H40L41 176H40ZM112 172V171H111ZM113 172H115V170H113ZM131 172V171H130ZM136 172V171H135ZM205 172V171H204ZM239 172V171H238ZM87 173V172H86ZM117 173V172H116ZM201 173H200V175H201ZM246 173V172H245ZM258 174H256V175H259V174H264L263 172H257ZM83 174H84V172H83ZM105 174V173H104ZM109 174V173H108ZM138 174V173H137ZM250 174H252V171H251V173ZM254 174V173H253ZM85 175V174H84ZM97 175V176H96ZM100 175V174H99ZM102 175V174H101ZM110 175H111V173H110ZM116 175V174H115ZM131 175V174H130ZM135 175H136V173H135ZM135 175H134V177H135ZM144 175V177L146 176L145 174H143ZM256 175H254V177L256 176ZM30 176H31V173H30ZM104 176V175H103ZM132 176V175H131ZM180 176H181V174H180ZM244 176H246V175H244ZM249 176V174H247V177L245 178L246 180H245V182L246 181H248L247 180V178H249L248 177ZM259 176H261V175H259ZM7 177V178H8ZM97 177H98V174H94V177H93V179L95 180V179H97ZM100 177L101 176H99V181H100ZM134 177H129L128 178V176L126 177V182H125V186H127L126 187V191H125V193L127 194V196H129V199H130V197L132 196V195H128V192H130V194H131V192H133V190H131L132 189V186L130 185V183H132V180L133 179H135ZM147 177V176H146ZM196 177V176H195ZM197 177H198V175H197ZM200 177V176H199ZM252 177V176H251ZM250 177V178H251ZM264 177V176H263ZM7 178H6V180H7ZM27 178H29V177H27ZM83 178V177H82ZM84 178H85V176H84ZM103 178V177H102ZM120 178V177H119ZM128 178V179H127ZM194 178V177H193ZM201 178V177H200ZM155 179V180H156ZM243 179V178H242ZM252 179V178H251ZM251 179H249L250 181H251ZM255 179V181L254 182H256L257 180H256V177L254 178ZM258 179V178H257ZM264 179V178H263ZM30 180V179H29ZM54 180V181H55ZM93 180V181H94ZM104 180V179H103ZM102 179H101V181H103ZM144 180V179H143ZM147 180V178H146V181H148ZM154 180V181H155ZM193 180V179H192ZM240 180V181H239ZM98 181V180H97ZM98 181V182H99ZM145 181V182H146ZM159 181V182H158ZM200 181V180H199ZM250 181H248V182H250ZM252 181H253V179H252ZM251 181V182H252ZM260 181V180H259ZM6 182V181H5ZM94 182H96V181H94ZM122 182H124V181H122ZM148 182V183H149ZM192 182V181H191ZM264 182V181H263ZM85 183H83V184H85ZM97 183V182H96ZM103 184H106V183H104V181L102 182ZM156 183V182H155ZM154 183V184H155ZM162 183H164V182H162ZM196 183V182H195ZM197 183H198V180H197ZM81 184V183H80ZM83 184H82V186H83ZM95 184V183H94ZM146 184H147V182H146ZM212 184H214V185H212ZM245 184H248V183H245ZM251 184H253V183H251ZM93 185V184H92ZM91 185V186H92ZM96 185V184H95ZM98 185V184H97ZM151 185V184H150ZM156 185V184H155ZM161 185H163V184H161ZM161 185H159V186H161ZM187 185V184H186ZM190 185V184H189ZM191 185H192V183H191ZM194 185V184H193ZM249 185H250V183H249ZM249 185H247V186H249ZM254 185L255 186H257L255 183H254ZM261 185V186H260ZM90 186V187H91ZM104 186V185H103ZM122 186V185H121ZM149 186V185H148ZM163 186H166V184H164ZM162 186V187H163ZM168 186V185H167ZM166 186V187H167ZM199 186V185H198ZM95 187V186H94ZM98 187V186H97ZM105 187V186H104ZM106 187H107V185H106ZM112 187H113V185L111 186V189H112ZM156 187V186H155ZM195 187V190H196V186H194ZM251 187V186H250ZM82 188H84V189H81L80 191H82V192H80L79 191V194H81L82 193V195H83V190H85V192H86V194H87V191H89L90 189L88 188V186H87V188L89 189V190H87V188H85V187H82ZM125 188V187H124ZM123 188V189H124ZM137 188V187H136ZM135 188V189H136ZM168 188V187H167ZM187 188V187H186ZM188 188H189V186H188ZM216 188V187H215ZM214 188V191L216 190ZM220 188V189H221ZM247 188V187H246ZM245 187H243V189H246ZM252 188V187H251ZM256 188H254V189H256ZM5 189V188H4ZM92 189V188H91ZM101 189V188H100ZM106 189V188H105ZM116 189V188H115ZM122 188H120L119 190H121ZM150 189V188H149ZM152 189V188H151ZM154 189V188H153ZM163 189H164V187H163ZM182 189V190H181ZM199 189V188H198ZM197 189V190H198ZM224 189V190H225ZM242 189V188H241ZM248 189H249V187H248ZM248 189H246L247 190V192H248ZM3 190V189H2ZM87 190V191H86ZM185 190V189H184ZM217 190H219V188L217 189ZM216 190V191H217ZM223 190V189H222ZM223 190V191H224ZM253 190V189H252ZM102 191V190H101ZM109 191V190H108ZM107 190H106V192H108ZM110 191H113V190H110ZM116 191H117V189H116ZM116 191H114V192H116ZM145 191V190H144ZM154 191H155V189H154ZM153 191V192H154ZM159 191H161V189H159ZM165 191H166V189H165ZM199 191H201L200 189H199ZM221 191V190H220ZM234 191V192H235ZM105 192V193H106ZM139 191H137V193H138ZM152 192V191H151ZM156 192V191H155ZM163 192V191H162ZM161 192V193H162ZM202 192V191H201ZM200 192V193H201ZM218 193H219V191H217ZM225 192V191H224ZM237 192H238V190H237ZM241 192L242 193H244V195H245V192H244V190L242 191L241 190ZM89 193V192H88ZM113 193V192H112ZM116 193H119V194H121L120 193V191H117ZM123 193V192H122ZM125 193H123L124 194V196H125ZM158 193H160V192H157V194ZM185 193H187V191L185 192ZM204 193V192H203ZM209 193L207 194V195H209ZM215 193V192H214ZM221 193V192H220ZM219 193V194H220ZM229 193V192H228ZM240 193V192H239ZM241 193V195H243ZM251 193V192H250ZM252 193H253V191H252ZM77 194V193H76ZM84 195V196H82L81 195V202L79 203V204H81L80 206L82 207H80V206H78V209H76L77 208V205H76V212H77V214H78V218H80V216H81V214H82V212H83V209H84V207H85V204H87L86 203V201H87V195ZM122 194V195H123ZM191 194H192V192H191ZM190 194V195H191ZM194 194V193H193ZM205 194H206V192H205ZM204 194V195H205ZM212 194V193H211ZM217 194V193H216ZM224 194H226V192L224 193ZM135 195V194H134ZM147 195H148V189H147ZM153 195V194H152ZM160 195V194H159ZM162 195V194H161ZM189 195V196H190ZM206 195V196H207ZM214 195V194H213ZM213 195H211L212 196V198H213ZM243 195V196H244ZM249 195V194H248ZM77 196L79 197V195L77 194ZM89 196V195H88ZM114 196H115V194H114ZM119 196V195H118ZM126 196V197H127ZM199 196V195H198ZM210 196V195H209ZM208 196V197H209ZM210 196V197H211ZM220 196V195H219ZM219 196H218V198L215 196V198H216V200L218 199V200H220L219 199ZM252 196V194L249 196V197H251ZM126 197H124V199L126 198ZM134 197V196H133ZM142 197V196H141ZM156 197V196H155ZM201 196H199L198 198H200ZM208 197H207V201H208ZM210 197H209V199H210ZM223 197V196H222ZM221 197V198H222ZM227 197H228V195H227ZM230 197V196H229ZM235 197H236V195H235ZM234 196H233V198H235ZM246 197H248V196H246ZM74 198V197H73ZM116 198V197H115ZM119 198V197H118ZM118 198H116L117 199V202H119L118 201ZM128 198V197H127ZM135 198V197H134ZM133 198V200L135 201V199ZM195 198V197H194ZM193 198V199H194ZM205 197L203 196V199H204ZM224 198V197H223ZM231 198V197H230ZM229 198V199H230ZM252 198V197H251ZM76 199H77V197H76ZM78 199V200H79ZM121 200H124L123 199V197L122 198H120ZM119 199V200H120ZM184 199H185V196H184ZM188 199H189V197H188ZM197 199V198H196ZM195 199V200H196ZM206 199V198H205ZM227 199V198H226ZM236 200H237V197L235 198ZM238 199H239V197H238ZM240 199H242V198H240ZM120 200V202L121 203H123V201H121ZM156 200H157V198H156ZM199 199H197V201H198ZM114 201H115V199H114ZM113 201V202H114ZM126 201H127V199H126ZM125 201V203H127ZM129 201V200H128ZM132 201V200H131ZM195 202L194 201V203H197V205H200V204H198V202ZM210 201H212V200H210ZM210 201H208L209 203H210ZM230 201H231V199H230ZM7 201H5V200H0V211H2V212H9L10 213V211H12L13 209H14V206H13V202H9V203H6ZM71 202V201H70ZM76 202H77V200H76ZM116 202V201H115ZM114 202V203H115ZM116 202V203H117ZM119 202V203H120ZM138 201L136 200V202H134V203H137ZM160 202L162 203H164V205L163 204H161L162 206H163V208H161L160 207ZM193 202V201H192ZM201 202H202V200H201ZM216 202V201H215ZM218 202V201H217ZM222 201H220V203H221ZM226 202V201H225ZM234 202V201H233ZM232 202V203H233ZM75 203V202H74ZM209 203H207V204H209ZM212 203H214V201L212 202ZM242 203V204H241ZM8 204V205H7ZM71 204V203H70ZM77 204H78V202H77ZM78 204V205H79ZM130 204V203H129ZM132 204H133V202H132ZM131 204V205H132ZM169 204H172L171 205V207L173 206V212H169L170 214H166L165 212H167V211H165L166 209L168 210V205ZM190 204V203H189ZM223 205H225L224 203H222ZM227 204V203H226ZM245 204V205H244ZM71 205H73V202H72V204ZM75 205V204H74ZM114 205V207H115V205L116 204H113ZM119 205H121V204H119ZM125 205V204H124ZM157 205H159V207L157 206ZM166 205V206H165ZM193 205V204H192ZM203 205V204H202ZM204 205L206 206V204L204 203ZM214 205V204H213ZM218 205V204H217ZM223 205H221V206H223ZM87 206V205H86ZM127 206H128V204H127ZM165 206V207H164ZM189 206V205H188ZM196 205H193V207H195ZM204 206V207H205ZM210 206H212V205H210ZM209 206V207H210ZM216 206V205H215ZM221 206H219V207H221ZM68 207H69V205H68ZM73 207V206H72ZM75 207V206H74ZM79 207L81 208V209H79ZM113 207V208H114ZM118 207V206H117ZM124 207V206H123ZM126 207V206H125ZM125 207H124V209H125ZM129 207V206H128ZM127 207V208H128ZM167 207V208H166ZM199 207H203V206H199ZM203 207V208H204ZM213 207V206H212ZM6 208V209H5ZM87 208V207H86ZM116 208V207H115ZM131 208V207H130ZM136 208H137V206H136ZM159 208V209H158ZM166 208V209H165ZM189 208L191 209V206H189ZM211 208V207H210ZM218 208V207H217ZM216 208V209H217ZM34 209V206L32 205L30 208H29V210L30 211H32ZM69 209H71V207L69 208ZM118 209H119V207H118ZM132 209V208H131ZM195 209H198V208H196L195 207ZM200 209H202V208H200ZM204 209H208V206H207V208H204ZM212 209V208H211ZM66 210H68L67 208H66ZM72 210H74V209H72ZM117 210V209H116ZM120 210V209H119ZM118 210V211H119ZM123 210V209H122ZM170 210H172L171 208H170ZM71 211V210H70ZM118 211H116V212H118ZM169 211V210H168ZM212 210H210V212H211ZM213 211H214V209H213ZM218 211H220V210H218ZM13 212V211H12ZM120 212V211H119ZM195 211H193V213H194ZM209 212V213H210ZM71 213V212H70ZM73 213V212H72ZM121 214H122V211L120 212ZM200 213V212H199ZM212 213V212H211ZM221 213H223V212H221ZM165 214V215H164ZM197 214V213H196ZM214 214V213H213ZM115 215H117V213L115 214ZM124 215H126V214H124ZM204 215V216H203ZM212 215V214H211ZM215 215H216V213H215ZM226 215V214H225ZM69 216H71V215H69ZM74 216V215H73ZM123 216V215H122ZM121 216V217H122ZM197 216V215H196ZM201 216V215H200ZM208 216V215H207ZM206 216V217H207ZM22 217L23 216H20V218H19V221L22 219ZM77 217V216H76ZM125 217H127V215L125 216ZM125 217H123V218H125ZM183 217V216H182ZM209 218H210V216H208ZM207 217V218H208ZM224 217V216H223ZM68 219H71V218H69V217H67ZM120 218V217H119ZM185 218V217H184ZM183 218V220L184 221H181V219L179 220V221H181L182 223H184L185 221H187V220H185ZM235 218H233V219H235ZM31 219H32V217H31ZM76 219V218H75ZM74 218H73V221L75 220ZM81 219V218H80ZM79 219V220H80ZM126 219V218H125ZM124 219V220H125ZM212 219V220H213ZM243 219V220H244ZM72 220V219H71ZM78 220V222L76 223L75 221V225L73 226V228L72 229H67V228H65V230H66V232L68 233L67 235V240L69 239V240H75V235H76V231H77V226H79L78 224H79V221ZM116 220V219H115ZM212 220L210 219V222H209V224L212 222ZM236 220V219H235ZM234 220V221H235ZM69 222H70V220H68ZM68 221H67V224H69L68 223ZM72 221V222H73ZM107 221V220H106ZM123 221V220H122ZM207 221V220H206ZM209 221V220H208ZM240 221V220H239ZM74 222H73V224H74ZM109 222H110V220H109ZM108 222V223H109ZM117 222H118V219H117ZM117 222L115 221V224L113 225L114 227L116 226V224H117ZM124 222V221H123ZM215 222V221H214ZM242 222V221H241ZM241 222H239V223H241ZM33 220H27V222H25L24 223V225L25 226H27V227H30V226H32L33 225ZM66 223V222H65ZM105 223V222H104ZM104 223H103V226H105L104 225ZM122 223V222H121ZM179 223V222H178ZM188 223H186L185 224V226L188 224ZM236 223V222H235ZM263 223V224H262ZM71 224V223H70ZM124 224H127V223H124ZM215 224H213V225H215ZM243 224V223H242ZM242 224H241V226H242ZM245 224H246V222H245ZM109 225V224H108ZM235 225H237V224H235ZM234 225V226H235ZM244 225V224H243ZM20 226V225H19ZM70 226V225H69ZM123 226H125V225H123L122 224V227ZM157 226V227H156ZM178 226V225H177ZM181 226V225H180ZM183 226V225H182ZM188 226V225H187ZM231 226V227H232ZM17 227H18V225H17ZM66 227H67V225H66ZM105 227H107V225L105 226ZM118 227V226H117ZM120 227V226H119ZM118 227V228H119ZM125 227H127V226H125ZM154 227H155V229H154ZM176 227V226H175ZM247 227V226H246ZM124 228V227H123ZM233 228V227H232ZM235 228V227H234ZM242 228V227H241ZM248 228V227H247ZM122 229V228H121ZM124 229H127V228H124ZM173 229H175L174 227H173ZM179 229L180 228H178V231L177 232H180L179 231ZM183 229V228H182ZM181 229V230H182ZM185 229H187V227L185 228ZM220 229V228H219ZM219 229H216L215 228V230H219ZM116 230V229H115ZM119 230V229H118ZM176 230V229H175ZM242 230H243V228H242ZM262 230H264V229H262ZM19 230H18V228H17V233H19L18 232ZM117 231V230H116ZM182 231H184V230H182ZM188 231V230H187ZM220 231V230H219ZM244 231H246V229L244 230ZM118 232V231H117ZM123 232V231H122ZM156 232V233H157ZM213 232V231H212ZM215 233H216V231H214ZM242 232V231H241ZM260 232V233H259ZM32 233H33V231H32ZM118 233H121V232H118ZM125 232H123V234H124ZM172 233H174L175 234V231L174 232H172ZM185 233H186V231H185ZM244 233V232H243ZM248 233V234H249ZM173 234V235H174ZM180 234V233H179ZM184 234V233H183ZM217 234V233H216ZM259 234V236L258 237H260L259 239H257L258 237H257V235ZM262 234H264V233H262ZM151 235V234H150ZM156 235V234H155ZM158 235L160 236V234L158 233ZM166 235V234H165ZM165 235H163V236H165ZM172 235V236H173ZM169 236V235H168ZM167 236V237H168ZM171 236V235H170ZM186 237H188L187 236V234L185 235ZM32 237H33V235H32ZM119 237H118V239H119ZM157 237V236H156ZM182 237H183V235H182ZM77 238V237H76ZM112 239V238H111ZM110 239V240H111ZM114 239V238H113ZM118 239H114L115 241H117ZM151 239H153V238H151ZM170 240H171V238H169ZM173 239V238H172ZM257 239V240H256ZM68 240V241H69ZM169 240V241H170ZM184 240V239H183ZM187 240H188V238H187ZM189 240H191V239H189ZM58 241H60V240H58ZM57 241V242H58ZM67 241V242H68ZM72 241V242H73ZM130 241V242H129ZM154 241V240H153ZM164 241V240H163ZM168 241V242H169ZM174 241V240H173ZM8 242V241H7ZM113 242V241H112ZM129 242V243H128ZM172 242V241H171ZM0 243H5L4 241H1L0 240ZM10 243V242H9ZM58 243H60V244H58V248H57V246H55L54 248H57V249H55V250H57V255L55 256V264H63L62 262H63V259H61V256H64L63 254V252H64V250L62 251V248L64 247V249L65 248H67V247H65V246H62L61 247V244H63L64 245V243H65V239H64V241H63V239H62V242H58ZM119 242H118V244H120ZM128 243V244H127ZM175 243V244H174ZM183 244V243H185V244H183V246L185 245V247H182L181 248V246L182 245H180V244ZM11 244H14V242H11ZM117 244V243H116ZM66 245H67V243H66ZM146 245V244H145ZM174 245V248H170L171 246H173ZM180 245V246H179ZM120 246V247H121ZM70 247V246H69ZM74 247V246H73ZM119 246H118V248H120ZM125 247V246H124ZM140 247V248H141ZM146 247V246H145ZM122 248V247H121ZM130 248V247H129ZM128 248V249H129ZM147 248V247H146ZM20 249H21V252H20V258L18 259V263H16V264H35L36 262H35V252L33 251V250H31L27 245H20ZM70 249V248H69ZM73 248H72V246H71V250H72ZM123 249V248H122ZM125 249V248H124ZM123 249V250H124ZM134 249V250H133ZM142 249V248H141ZM140 249V250H141ZM182 249H186L185 251L184 250H182ZM68 250V249H67ZM67 250H66V252H67ZM126 250H127V248H126ZM138 251L135 255H137L139 252H141V251ZM145 250V249H144ZM243 250V249H242ZM49 251V250H48ZM54 251V250H53ZM77 251V250H76ZM114 251H116V250H114ZM118 251V250H117ZM125 251V250H124ZM148 251V250H147ZM184 251V252H183ZM240 251V252H239ZM51 252V251H50ZM119 252L120 251H118V254H119ZM121 252H123V251H121ZM127 252H128V254H127ZM127 252H126V254H125V256H123V257H125V259H127V257L126 256H128L129 255V251L127 250ZM53 253V252H52ZM63 253V254H62ZM104 253H106V252H104ZM107 253H108V251H107ZM113 253V252H112ZM124 253L125 252H123V255H124ZM144 252H142L141 254H143ZM49 254V253H48ZM110 254V253H109ZM132 253H130V255H131ZM245 254H246V252H245ZM245 254H243V255H245ZM107 255V254H106ZM116 255H117V252H116ZM129 255V256H130ZM139 255V254H138ZM150 255V254H149ZM239 255V254H238ZM242 255V256H243ZM47 256V255H46ZM108 256H110V255H108ZM112 256L113 255H111L110 257H111V261H113L112 260ZM121 256V255H120ZM133 255H131V257H132ZM241 256V257H242ZM109 257V258H110ZM113 257H115V256H113ZM138 257H140V256H138ZM240 257V256H239ZM239 257H238V259H239ZM245 257H247V256H245ZM133 258V257H132ZM137 258V257H136ZM147 256H142L140 259H139V261L136 263V264H145V263H148L147 261H149V260H151V256H150V259L149 260H147ZM116 259H117V257H116ZM128 259H129V257H128ZM127 259V260H128ZM138 259V258H137ZM136 259V260H137ZM160 259H161V257H160ZM159 259V260H160ZM241 259V258H240ZM105 260V259H104ZM107 260H109L110 261V259H107ZM120 260H122V259H120ZM134 260V259H133ZM133 260H130L131 262L133 261ZM242 260V259H241ZM262 261H263V259H261ZM109 261H107V262H109ZM117 262H119L118 260H116ZM123 261V260H122ZM243 261V260H242ZM250 261V260H249ZM249 261H247V262H249ZM104 262H106V261H104ZM103 262V263H104ZM106 262V263H107ZM124 262V264H126L128 261H123ZM126 262V263H125ZM131 262H129V263H131ZM150 262V261H149ZM246 262V261H245ZM261 262V261H260ZM264 262V261H263ZM74 263V262H73ZM106 263H104V264H106ZM111 263V262H110ZM120 263V262H119ZM133 263V262H132ZM131 263V264H132ZM115 264H117V263H115ZM134 264V263H133ZM246 264V263H245ZM259 264H263V263H259Z\"/></svg>", "mask_w": 264, "mask_h": 264}]
</instances>
